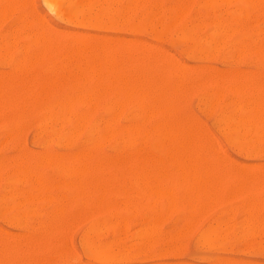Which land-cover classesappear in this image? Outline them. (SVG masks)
<instances>
[{"label": "rangeland", "instance_id": "374dc122", "mask_svg": "<svg viewBox=\"0 0 264 264\" xmlns=\"http://www.w3.org/2000/svg\"><path fill=\"white\" fill-rule=\"evenodd\" d=\"M5 1H7V0H5ZM18 1L20 3V0H17V2ZM31 1H32V3H31ZM31 1L30 0H23V1L21 0V4L17 5L16 4L17 2L15 0H9L8 3H10V4H8L6 2L7 3L6 6L4 4L5 8H4V6H2L0 8V50H1V52H0V77L1 78L3 77V79H4V80L0 79L3 82L2 83L0 81V84H2L4 86V84L7 83L6 85L11 86V87L6 86V88H7L6 90H8V88H9V90H10V88H11V90H13L14 88H15L14 91L16 90L14 92L15 94L13 93L14 94L13 96H12V91H10L11 94H10V92L7 94L8 91H6V93H5L6 96H5V94H3L5 92V91H3V89L5 90V87H2V85H0V89L2 90L1 91L2 93L1 92L0 93H1V95H3L2 98L0 95V101H1L0 102V110L2 109L0 111V167H1V169H0V197H1L0 198V213L3 211L2 215L0 214V235L2 237V238H0V242L2 240V245L0 244V253L4 251L2 253L3 255L0 254V259H2V257L4 260L6 259V261H4L5 263L3 262V260L0 261V263L6 264V262H7V264H65V263L66 264H222V263L223 264H264V248H263L264 247V244H263L264 243V180H263V178H264V142H263L264 137L262 134V130L264 132V126H262V124L264 125V104H263L264 99H262L263 95H264V91H263V88H264L263 87L264 86V43H263L264 42V0L263 1L258 0V5H259V1H261L262 3H260L259 7L257 6V8H255L257 2L245 5L243 2H241V0H234V1L229 0V4H228V0H227L226 5H225L224 4L225 0H222L223 5L221 3V5L218 6L219 11H218V8H211V9L206 8V6H205L206 2H209L211 0H206V2H205V0H183V1L182 0H178V1L177 0H145V1L141 0V2L138 0L139 5L137 3V0H133V2H132L133 4L131 2L129 4V0H114V3H113V0H103V1L102 0L101 1L100 0H89V1L88 0H70V1L64 0L60 4H56V6L53 5L54 2H51L52 0H31ZM130 1H132V0H130ZM186 1H187V3H186ZM13 2H15V5ZM64 2H65L66 6L64 5ZM75 2H78V3H75ZM144 2H146V3L144 4ZM3 3H4V0H3ZM3 3H2V0H0V6L3 5ZM136 3H137V5H136ZM81 4H82L83 8L80 9L79 6H81ZM84 4H85V6H84ZM111 4H115V5L111 6ZM149 4H150V7H149ZM154 4H156L157 6ZM188 4H190V6H191V7L189 6L190 8L187 6ZM201 4H202V8H201ZM253 4L255 6H253ZM131 5H132V7H131ZM184 5H186V6H184ZM105 6H106L107 11L105 9H103V7L105 8ZM140 6H141V8H140ZM197 6H199V8ZM203 6H204V8H203ZM91 7H94V8H91ZM115 7H116V9H115ZM130 7H131V9H130ZM146 7L149 8L148 12H146V10H147ZM153 7H155V8H153ZM164 7H165V10H164ZM179 7H180V9H178ZM262 7H263V9H262ZM117 8H118V10H117ZM173 8H176L179 12L176 9L174 10ZM222 8H223V10H222ZM241 8L243 10V13H242ZM251 8H253L254 13H253ZM127 9H129V11L130 10L133 11V13L131 11L128 13ZM134 9L136 10L135 12H134ZM216 9H217V11H216ZM249 9H250V11H249ZM261 9L263 11H260ZM73 10H76V13H75L76 15H74L75 11L72 14ZM91 10H92L93 14L90 13ZM212 10H214V11H212ZM236 10H239V12H237ZM244 10H245V12H244ZM258 10H259V12H257ZM102 11H103V13H102ZM110 11L114 14H111ZM119 12L121 14L124 12L127 13L126 17H125V14H124V16H121V14ZM167 12H169V13H167ZM235 12H237V14ZM69 13L72 17L69 15ZM178 13L180 15L182 14V16H180V18L178 17L179 16ZM147 14H148V16H147ZM153 14H154V17H153ZM174 14H176V16ZM177 14H178V16H177ZM233 14L235 15V19L233 17ZM242 14H243V16H241ZM65 15L67 17H65ZM246 15H247V18H246ZM91 16H93V18H91ZM119 16L122 18L120 19ZM155 16H156V18H155ZM168 16L170 17L169 21L167 20ZM229 16H231V17H229ZM172 17H175V18H172ZM194 17H195V19H194ZM236 17H238V20ZM239 17H240V19H239ZM33 18H35V20ZM41 18H42V20H41ZM86 18H87V20H86ZM117 18H119L120 21ZM135 18H136V20H135ZM148 18L150 19V22H149ZM171 18L173 21L176 19L175 20L176 24L172 25L173 21L171 22ZM177 18H179V19L177 20ZM226 18H227V20H226ZM242 18H246L245 22H244V19H242ZM82 19L84 20L83 22H82ZM123 19H124V21H123ZM210 19H212V20H210ZM40 20H41V22H40ZM207 20L208 21L210 20V24ZM36 21L37 22L39 21L40 25H42V26L37 28L39 26V24L37 26ZM196 21H197V23H199L197 27H195L193 25V24L197 25ZM204 21H205V23H204ZM212 21H213V25H215V22H217V23L220 22V24L217 25V23H216V25L213 28V25L211 24ZM226 21H228L229 25L227 24ZM235 21L237 23H235ZM241 21H242V23H241ZM116 22L118 25L116 24ZM146 22H148V23H146ZM46 23L49 26L45 25ZM145 24H146V27H145ZM169 24H171V25H169ZM221 24L224 27H222ZM43 25H44V27H43ZM132 25H133V27H132ZM147 25H149V26H147ZM167 25H169V28H167ZM200 25L203 27L201 28ZM225 25H227L226 26L227 29H226ZM129 27H130V30H129ZM137 27H139V28L136 31ZM153 27L156 28L157 31ZM199 27L201 28V30ZM52 28L54 29V33H53ZM212 28L215 30L216 33L214 32V30ZM221 28H222V30H221ZM234 28H235V31H234ZM239 28L241 30H238ZM244 28H246V30ZM247 28H248V30H247ZM158 29L160 30V32ZM164 29H166V31H167L166 35H165L166 39L164 38V34H165L163 32ZM225 29L226 30L229 29V31L225 32ZM178 30L182 31V33L178 32ZM191 30H192V32H191ZM231 30L236 32V33L234 34V32H233V34H231L232 33ZM244 30H245V32H244ZM36 31H37V33H39L41 31L40 34L36 36L37 38H38V36H40L39 40H36V39L34 40L35 42L40 41L39 43L37 42L38 44H40L42 41V43L40 44L41 46L40 45L37 46L38 49L36 47L37 43L35 44V42L33 41V39L36 35ZM198 31H200V32H198ZM33 32H34V37L32 35ZM155 33H157V34L155 35ZM190 33H192V35H190ZM209 33H210V35H209ZM212 33H213V36H212ZM253 33H255V34H253ZM50 34L52 36H50ZM161 34H162V36H161ZM174 34L177 35V36H175V38H174ZM217 34H219V37ZM223 34H225L227 39L225 36H223ZM45 36L47 37V39L45 38ZM41 37H42V39H41ZM48 37H49V39H48ZM55 37H56V40H55ZM204 37H205V39H204ZM223 37H224V39H223ZM242 37H243V39H242ZM31 38H33V39H31ZM110 38H112V39H110ZM186 38H189V39H187L188 42H187V40H185ZM255 38L257 41H255ZM31 40L35 44V46L33 48H31L33 45V44H31ZM115 40H117V41L115 42ZM118 40H120V41H118ZM206 40H208V41H206ZM209 40H211V41H209ZM219 40H221L220 41L221 44H220ZM200 41L203 43L201 44ZM43 42H44V44H47V45L43 46ZM53 42H55L56 44L53 45ZM199 42H200V44L198 45ZM256 42H257V44H256ZM48 43H49V46H48ZM205 43H206L207 47H205ZM225 43L227 46L225 45ZM233 43H235V44L233 45ZM75 44H76V46H75ZM212 44H213V46H212ZM236 44H238V45L236 46ZM255 44L257 47L255 46ZM59 45H60V47H59ZM107 45L109 46V49H108ZM110 45L112 46L111 48H110ZM242 45H245V46H242ZM248 45H249V47H248ZM42 46L43 47L47 46V47H45L44 50H41L40 48L43 49ZM83 46H84V48L85 47L86 48L84 49ZM96 46L97 47L99 46L98 49L100 48V46L102 47V51L104 52L103 57L101 55V54H103V52H101V50H99L100 51L99 52ZM116 46H117V48H116ZM210 46H212V47H210ZM225 46H226V48H225ZM238 46H239V49L241 51H238L239 49L237 51H236V49L234 50V48H238ZM241 46H242V48H241ZM259 46H260V48L258 49ZM53 47H54V49H53ZM76 47L77 48L79 47L80 49H82L83 53L85 51L86 55H85V53L83 54L81 50H80V52H78L79 48H78V51L76 52L75 51L77 49ZM105 47L107 48V50L111 51L110 53H112V54L114 53V54L111 56L109 51H107V50L104 51ZM244 47H245V50H244ZM261 47H263V49ZM29 48H31V49H29ZM70 48H71V50H69ZM72 48L74 49V51ZM95 48L97 49L96 51H95ZM186 49H187V51H186ZM208 49L210 51L209 52L210 54L208 53ZM216 49H219V50L215 51L216 55H214V52H212V50L214 51ZM253 49H255L256 51L258 49V54H257V52H254ZM40 50L43 54H41ZM46 50H48V52ZM65 50H66V52H65ZM86 50H90V51H86ZM92 50H94V52H92ZM113 50H115V52H113ZM31 51L32 52L34 51L33 54ZM36 51H37V53H36ZM192 51H193V53H192ZM224 51H225V53H224ZM226 51H228V52H226ZM50 52H53V54H51ZM73 52L74 53L76 52V53L73 54ZM91 52L94 54V56H96V55L97 56L95 58H93V56L91 55ZM116 52H118V54L119 53H121V54L117 55ZM128 52H129V54H128ZM199 52H200V55H199ZM241 52L244 54V56ZM244 52L246 53V55ZM26 53H27V55H26ZM39 53H40V56H39ZM45 53L48 54V56H46ZM71 53H72V55H71ZM87 53H89L90 57L93 59L88 58L89 55L87 56ZM126 53L128 55H126ZM201 53L203 54V56ZM211 53L214 56L211 55ZM221 53H222V55H221ZM240 53H241V55H240ZM34 54H35V59H34ZM226 54L229 56L231 54L234 61H233L231 56H230L231 57L230 58L229 56H226ZM234 54L237 57H235ZM247 54H249V55L247 56ZM42 55H43V57H42ZM62 55H63V58L66 56V58L64 60L62 58L63 61L61 60ZM68 55H70V56L68 57ZM105 55H106V57L104 58ZM125 55H126V58L128 56V58H127L128 60H126ZM137 55L140 57H137ZM168 55H171L172 57L175 58L174 60L176 62L174 61V66L176 65L177 62H178L177 65L180 63V65H184V66H181V67L177 66V68L176 67L173 68V66L171 67V65L173 64L172 59H171L172 57L168 58ZM82 56H83V58H81ZM113 56H114V58H113ZM141 56L144 58L141 59ZM159 56H163L162 59L164 61V64H163L164 68H163V65L160 64V62L161 63H163V62L161 61L162 60L161 57L159 59ZM27 57H29V59L31 61H29V60L27 61L26 60ZM46 57H47V59H46ZM73 57H74V59H73ZM77 57H79L78 60H77ZM117 57H118V60H117ZM131 57H132V59H130ZM133 57H134V59H133ZM38 58H41V59H39V62L37 60ZM48 58H49V60H48ZM67 58L70 61L69 66H67L68 62H69V61H67ZM71 58H72L73 62L71 61ZM146 58L148 60H146ZM235 58H236V60H235ZM59 59H60V61H59ZM112 59H113V61H112ZM114 59H116V60L114 61ZM166 59L169 60V62ZM222 59H224L225 61ZM230 59H232V60H230ZM90 60H92V62H90ZM97 60L100 63H97V66H96L95 63ZM145 60L147 61V63L145 62L147 66L143 62ZM52 61L54 62V64ZM80 61H81V63H80ZM102 61H104V62L102 63ZM120 61H122V62H120ZM127 61L129 63H127ZM140 61H141V63H140ZM32 62H34V64ZM66 62H67V64H66ZM148 62L150 64V66H149ZM154 62H156V63H154ZM45 63L48 66L49 65L50 66L48 67ZM55 63L57 65V67H56L57 70L55 69ZM62 63H63L65 68L62 67ZM75 63L77 64V67H79L81 64V66H80V68H78V70H77ZM84 63L86 66L84 65ZM104 63H105V65H104ZM106 63H107V65H106ZM108 63H110V64H108ZM115 63H116V65H115ZM137 63H138V65L136 66ZM153 63L156 65V67H155V65H153ZM165 63H167V64H165ZM11 64L12 65L15 64L16 66H12ZM92 64H93V66H92ZM125 64H127V65H125ZM25 65H27V67H25ZM34 65L36 68L34 67ZM87 65H88V67H87ZM142 65L144 68L142 67ZM159 65L160 66L162 65L161 71H163V69H164V71H167V72L163 71V73H162L160 70L158 71L157 67H158V69H160ZM165 65L167 66L166 68H165ZM168 65L170 68L168 67ZM74 66H75L76 70H75V68L74 69L72 68ZM83 66L86 68L84 69ZM98 66H100L102 69H100V67L98 68ZM105 66L108 67L107 70H106ZM115 66H118V67L115 68ZM153 66L155 67V69ZM190 66H191V68H190ZM22 67L24 68V70H21ZM103 67H104V70H103ZM82 68H83V73H82ZM90 68L92 71L91 70L89 71ZM94 68H95V70H94ZM97 68H98V70H96ZM112 68L114 69V72L112 71ZM137 68H138V70H140V74H139V72H137L138 71ZM189 68H190V70H189ZM19 69H20V71H19ZM64 69H67V70L65 71ZM125 69L127 70V72H125L126 71ZM144 69H145V73H144ZM148 69H150V71ZM182 69L185 70V71L183 70L184 74L182 72ZM30 70H32V71L30 72ZM70 70H71V72H70ZM79 70H81L80 73H79ZM110 70H111V73L112 72L114 73V75H113V73L112 74L110 73ZM116 70H117V72H116ZM141 70H143V72H141ZM146 70H147V72H146ZM152 70H153L154 74L152 73ZM75 71L77 74L79 73V77H81L80 82H78L79 78H78V76L76 77V73L74 74ZM86 71H87V73H86ZM154 71L157 72L158 78H157V76L155 77L156 74ZM180 71H181V76L179 74ZM21 72H22V74H21ZM61 72H62V74H61ZM66 72H67V74H66ZM92 72H93V74H92ZM108 72L110 73L109 76H108ZM115 72H116V74H115ZM119 72H120L121 78H123L125 76H129V75L131 76L134 73H136V75L139 77L138 81L142 82L144 80L143 82H146L147 80H149L148 82L151 85V87L153 85L152 90H151V92L153 91L152 94H154L155 91L160 92L159 91L160 88L162 87V89H163V87H164L163 90L165 91V93H164V91L162 92L163 93V99L165 102L164 103V118L167 119L166 120L167 122L169 121L168 124L166 123V128L169 130L170 126H174V130L175 131L178 130L177 132H179V134H178L179 140H177L178 142L172 140L171 136H164V139H162V142H164V146L167 145L166 148H170V146L174 143L179 145V146H180V144H182V146H184L186 144V147L185 146L183 147L186 150H190V149L196 150L200 153H201V150H203L202 153H205V148H208V152H206L208 154L211 151V150L209 151V146H208V145H210L212 147V150L214 149L213 154L216 152L217 157H218L217 159H219L220 161L217 160L219 166L217 165L216 166L217 168H214L215 171H213V167H215L214 165H216V163H214V162H216V161L213 162L212 156L210 155V154H212V151L209 154V157L206 155V153H205L206 157H204V154H200V153L197 154L198 156L201 155V157H203L201 159H203L204 161L207 160L206 166L209 164V167L207 166L208 167L207 170L209 172L212 171V173L210 172L211 175L215 174V176H217V178L215 180V177H213V180H214V183H213V180L211 179L212 178L211 175L208 176V180H207L208 186H206V184H205V186H206V187L204 186L205 190H203V184L204 183H202V186H201V190H203V193L200 192V189L199 190L194 189L197 186L194 187L195 185L193 184V181H192V184L194 186H191V188L192 187H194V188H192L193 190L189 188V190L191 193H192V191H194L193 196L195 195L194 197L192 196L194 198V199L193 198L192 199H193V204H195V206H196L195 207L196 213L194 214L195 210H193V211L191 210V212H193L194 216L192 215L190 217L191 212L189 211L190 215H188V211H187L189 209V206L191 207V209H194V205H192V201L189 199V198H191L190 195L189 194L187 195V193H186L184 195L185 196L184 199H186V200H184L182 198L183 201L180 198V196L183 195V192H184V191L183 192L181 191L182 190L181 187L183 186L182 183L184 182V180H181V183L180 182L178 183V179L180 181L181 177L185 178L184 176H185V174H187L186 172H188V167H190V166H188L189 164H187V168H186L187 171H185V172H183L184 171L183 170L184 164H181L180 169L179 168L175 169L176 171H174V173L178 172V170H179L178 174H179L180 178L178 177L177 180L175 179V177L172 174L174 168H177V166H178L177 164H175L176 167H173L174 164H167L168 166L166 164H164L163 166L162 165H152V164H146V165L145 164H141V165L140 164H136V165L135 164H123V167H121L122 165L120 167H118L120 165V164H118V162L123 161V159L125 160V157H126L125 152H126V154H129L130 151L133 153L135 152L138 156L142 155L143 157L145 155H148V154L151 155L152 154V152H150L149 149H147L143 146V142L149 139L146 134L145 135L143 134L142 137H140V139H139L142 144L138 141L134 146L132 145V148L130 145H128V142L125 139H117V140L114 139V142H113V140H106L105 142L100 141V143L97 146H95L94 148H91L89 155H87L88 161H90L93 165L92 164H80V165L79 164H61V166H60V164L59 165L56 164V166H55L56 169H55V167H54L55 164H52V167L54 169L51 170L50 169L51 164H41L42 166L39 164H36V161L39 160V157L40 158H41V156L43 157L48 152L51 153L52 155H55V156H58L61 158H63V156H64L63 159L67 158V160L77 156L78 153H79V155L80 154L84 155V152H86L87 150H90V144L87 142L89 140L87 132H89L92 128L97 129V130H102V128L104 127L103 125H105V123H106V120L109 121V119L110 118L112 119L114 116H116L115 117V124H116L117 128L119 127L118 128L119 130L124 131L125 127L127 130L128 127L132 125V124H130L131 121L133 122L135 120V119L133 120V118L137 116V111H136L137 105L135 103L133 104L134 101H130L131 106L128 105L129 104V102H128L127 106L125 105L126 109H125V107H123L124 104H126V102H125L122 105L120 112H118L119 115L118 114L115 115L114 112L110 111V107L112 106L111 104L114 103L116 100H118V98H120L119 97L120 93L117 92V89L113 86L114 84L112 85V83H115L116 76L119 75ZM149 72H150V75H148ZM159 72H161V74ZM216 72L219 74L222 73L221 79H219L220 77L218 74H217V76L219 78L217 76H216V78H218L219 80L216 79L215 76L213 77V74H215ZM234 72H235V77H234ZM236 72H237V74H240V75H237ZM69 73H71L70 76L72 79L70 78ZM146 73H147L148 79L146 78ZM174 73L177 74L176 77L180 76L182 78L183 81L180 82V85L178 83V80L180 81V78H176V77L172 78V76H174L173 75ZM59 74H60V77H59ZM63 74L68 78L65 79V77H64V79H63V76H64ZM142 74H144L143 77H142ZM230 74L232 76H230ZM87 75H88V77H87ZM96 75H97V81L95 79ZM151 75H152V78L150 77ZM160 75H162V76L160 77ZM183 75H184V77H182ZM198 75H199V77H198ZM207 75L209 78H207ZM227 75H228V77L230 76L229 80H228V77L226 78ZM10 76H11V78H10ZM98 76H99L100 80L98 79ZM100 76L102 78H100ZM244 76H245V78H244ZM7 77H9V79H7ZM41 77H42V79H41ZM149 77H150V79H149ZM54 78H55V80L57 79L55 81V84H54ZM76 78H78V80H76ZM84 78H85V81H84ZM107 78L109 80H111V84L109 83V80ZM113 78H115V79H113ZM145 78H146V80H145ZM204 78H205V80H204ZM242 78H243V80H242ZM58 79H59V81H58ZM191 79H192V82H191ZM211 79H212V81H211ZM230 79H231V83H230ZM232 79H233V81H232ZM9 80H10V83L8 84ZM29 80H30V82H29L30 84L28 83ZM42 80H43V82H42ZM48 80L50 83H48ZM200 80H201V82H200ZM258 80H259V82H258ZM13 81H15V82L13 83ZM82 81H84V84H81ZM151 81H152V83L154 81V83L152 84ZM158 81L159 82L162 81V82L159 83ZM193 81H194V84H193ZM205 81H206V83H205ZM207 81H208V83H207ZM33 82L35 84L34 85V89L36 88L35 90L31 89V88H33ZM72 82H73V84H72ZM198 82H199V84H198L199 86L196 84ZM212 82H213L214 86H213V84L212 85L210 84ZM245 82H246V84H245ZM46 83L48 85H46ZM51 83H52V85H51ZM57 83H58V86H57ZM90 83H92V85ZM95 83H96V85H95ZM177 83H178V89H175L174 85H177ZM190 83H191V85H189ZM254 83H255V85H254ZM256 83L258 84V86ZM14 84H15V86L13 87ZM24 84H25V86H24L25 89L27 87L31 91V93H30V91L28 93V91H25V89L23 90L22 86ZM38 84H39V88H38ZM160 84H161V86H160ZM162 84H163V86H162ZM171 84H173V85H171ZM36 85H37V87H36ZM63 85L65 86V88L63 87ZM16 86L18 89L16 88ZM44 86H45V88H44ZM49 86H51V87H49ZM204 86H206V87H204ZM215 86L217 88H215ZM20 87H21L22 91L19 90ZM52 87H53V89H55V91L54 90L52 91ZM73 87H74V89H73ZM96 87H97V89H96ZM106 87H107V89H104V90L102 89V88H106ZM188 87H190V89ZM226 87H228V88H226ZM250 87H251V89H250ZM40 88L43 92H39V91L36 92L38 89L40 90ZM70 88L72 90H69ZM77 88L79 90L89 89V94L87 95V92L85 93V98L86 99L88 98V102L84 103V106H82V104H83L82 103L81 107H80V103L77 102V103H74L73 106H71L72 104L69 105L70 108L67 105V107L64 108L63 110L59 107H55L53 109V112H51V110L48 111L49 105H51L53 102L55 103V101L58 102L61 100L71 99V98L75 99L78 93H79L78 95H82V94H80V92ZM90 88H91L92 92H90ZM99 88H101V89H99ZM232 88H233V90L231 91ZM237 88H238V91L236 92ZM47 89H48V92H47ZM49 89H51V92ZM109 89H110V92H108ZM170 89H171V91H170ZM227 89H230V90H227ZM234 89H235L236 94H234L235 93ZM17 90H18V94H17ZM32 90H33V92H35L34 95H36V97L34 96L35 100H34V98L32 99V97H33ZM44 90H45V92H44ZM99 90L103 93V95L100 93ZM105 90H106V92H105ZM111 90L113 93H111ZM191 90H192V92H191ZM212 90H213V92H212ZM241 90L244 93L242 92V95L241 94L239 95ZM258 90H259V92H258ZM67 91H68V93L70 91L69 96H68ZM214 91L215 92L217 91V92L215 93ZM262 91H263V95H262ZM166 92H167V94H166ZM187 92H188V94H187ZM260 92H261V94H260ZM22 93H24V94L22 95ZM38 93L40 94L41 98L39 97ZM52 93H53V95H52ZM61 93H62V98L60 97ZM95 93H96V95L98 94L97 97L95 96ZM104 93L108 96H105ZM28 94L30 95V97H28L29 96ZM46 94L48 95V98H46L47 97ZM175 94L176 95L178 94L177 98H176ZM17 95H19L20 98L22 96V98H21L22 102L20 101L19 97L16 98ZM55 95H56V98H55ZM63 95H64V98H63ZM90 95H91V100L89 98ZM184 95L187 97H185ZM9 96H10V98H8ZM23 96H24V98H23ZM42 96L43 97L45 96V97L42 98ZM49 96H50V99H49ZM58 96L60 98H58ZM70 96H71V98H70ZM99 96H100V98H99ZM112 96H113V98H112ZM3 97H4V99H3ZM37 97H39L40 99H37ZM92 97L95 98L94 101H93ZM200 97H202V98H200ZM208 97H210V99H208ZM247 97L249 98V100H251V102L248 99H246ZM11 98H12V100H10ZM229 98H230V100H229ZM1 99L6 104H8V108L6 105L4 107V103ZM5 99H6V101H5ZM27 99H28V102H27ZM179 99L181 101H179ZM197 99H199V100H197ZM211 99L213 100V102ZM226 99H227V103H225ZM7 100L8 101L10 100L11 103H13V105L10 103V101L8 103ZM14 100H15V105H14ZM25 100H26V104L24 103ZM40 100H41V103H40ZM89 100H90V102H92V101L93 102H92V104L88 105V103H90ZM208 100L211 101L210 105H209ZM239 100H240V102H239ZM30 101H31V105H30ZM32 101H34V104H35V105L33 104L34 107L32 106ZM259 101H261V102H259ZM108 102H110L111 104ZM172 102H173V104H172ZM196 102H197V104H196ZM258 102H259V104L261 103L260 107H258ZM18 103H20L21 105H18ZM9 104L11 105L10 108L12 107V110L9 108ZM43 104H44V106H47V107H43ZM75 104L77 106H75ZM255 104H257V106H255ZM17 105H18V108H17ZM101 105H102V107H101ZM105 105H106V107H105ZM148 105L150 107H152L154 104H152V101L149 100ZM211 105H212V109L209 108V107H211ZM243 105L244 106L246 105V106L244 107ZM13 106H14V110H15V106H16V110H20L21 114L18 112L19 117H17L18 114H17L16 110H15L16 114H14L15 112L13 111ZM24 106L26 108L25 113L23 111L25 109ZM27 106H28V108H27ZM247 106L250 108L249 110H248ZM19 107H20V109H19ZM21 107H22V109H21ZM205 107H206V109H205ZM253 107H255V108L253 109ZM39 108L41 111L40 110L37 111V109H39ZM67 108H68V110H67ZM3 109H4V113H2ZM5 109H7L6 114H7L8 110L10 111V113H8L7 116L5 114ZM44 109H45V111H44ZM95 109H96V111H95ZM255 109L259 110V111L256 110L257 113H259V115L255 112ZM65 110H67V111H65ZM79 110L81 113L79 112ZM92 110H93V112H92ZM108 110H109V112H108ZM137 110H138V108H137ZM210 110H211V113L209 114ZM246 110H247V112H246ZM59 111H61V112H59ZM68 111H69V114H68ZM121 111H122V114H121ZM44 112L45 113L51 112V115L53 117V120H52L53 123L52 122L50 123V121L48 122L45 120L46 116L44 115ZM72 112H73V115H72ZM107 112H108V114H107ZM133 112H134V114H133ZM232 112L233 113L235 112V113L232 115ZM253 112H255V113H253ZM37 113H38V115H37ZM70 113L74 119L71 117ZM82 113L88 117L87 123L82 129L79 130L80 132L79 131L77 132L76 129L74 130V126L77 125V124H75V123H77L76 118L79 114H82ZM131 113L134 116L133 115L131 116ZM220 113H221V117H220ZM222 113L224 115H222ZM1 114L3 115V117L1 116ZM74 114H75L76 118L74 117ZM139 114H140V109L138 110V115ZM150 114H152V113H149V115ZM241 114H242V116H241ZM66 115H68V116L66 117ZM109 115H110V117H109ZM126 115L128 116L127 118L129 120H127ZM149 115L147 116V119H145V121L143 123V126L146 130H148V126L150 127L149 129L155 128L154 127L155 123H158L159 120L161 119V115H158V114L155 115L153 113L152 114L153 117L150 115V118L152 117L151 119L149 118ZM157 115H158V117H157ZM225 115L232 116L236 120V123H237L236 125L237 126L239 125V127L234 126V129L232 130V132L235 131V133H231V131L229 133H226V131H224L223 128H221L220 120H221L222 116H225ZM246 115H249V116L246 117ZM254 115H255V117H257L259 123H257V121H256L257 119L252 120L253 122L251 120H249ZM20 116H22V120H21ZM54 116H55V118H54ZM69 116H70V118H72V119H70V121L68 119ZM159 116H160V118H159ZM218 116L220 119L219 118L217 119ZM8 117H10V123H9ZM11 117H13V119H15L17 117L16 121H14L13 119L11 120ZM5 118H6V120H5ZM38 118H39V120H38ZM103 118H104V120H103ZM154 118L156 119V121L154 120ZM237 118H238V120H237ZM64 119H66V120L64 121ZM239 119H241L242 123L244 124L243 127H242L241 121L238 124ZM17 120H18V123H16ZM186 120L188 123L186 122ZM11 121L13 123H11ZM99 121L103 122V124L100 123ZM217 121H218V123H217ZM245 121H246V124H245ZM262 121H263V123H262ZM20 122H21V125H20ZM36 122H37V125H36ZM97 122L99 123V125L97 124ZM151 123H152V125H151ZM170 123H172V125H170ZM180 123L181 124L183 123L182 126ZM185 123H186V125H185ZM247 123H248V125H247ZM13 124L15 126H12ZM100 124L103 127L100 126ZM254 124H255V126H254ZM42 125H43V128H42ZM57 125H58V128L60 127L58 130H57ZM71 125H72V127H71ZM245 125H246V127H245ZM54 126L56 129L52 130V128ZM151 126H152V128H151ZM259 126H260V128H259ZM90 127H91V129L88 130V128H90ZM186 127H187V132L185 130ZM39 128H40V132H39ZM189 128H190V130H189ZM235 128L236 129L239 128V130L241 128V132H243L242 133L243 135L241 133L240 134L238 133V138H236L237 137L236 132H239V130L237 131V130H235ZM45 129H48V130L45 131ZM122 129H124V130H122ZM179 129H181V130H179ZM249 129H250V131H249ZM67 130L68 131L72 130V132L70 131V135H69V132ZM251 130H252V132H251ZM42 131H44L43 134H40ZM48 131H49V133H48ZM188 131H189V133H188ZM195 131H196V133L197 132H199L200 134L202 133L201 135L199 133L196 134L197 136H198V134L200 135V137H201V139L199 137L200 140L196 139L195 136H193V135H195ZM50 132H55V134L52 135V134H50ZM61 132H63V134H61ZM192 132L194 134H192ZM257 132H259V133H257ZM73 133H74V135H73ZM38 134H40V135H38ZM56 134H57V136H54ZM71 134L73 135L72 138H71ZM206 134H207V138L209 137L208 135H210V137L207 141L204 139V137L206 138ZM228 134H230L231 136ZM253 134L255 135V138H254ZM256 134L259 136L262 135V137L259 138V141H258V136ZM36 135H37V137H36ZM63 135H64V137L66 136V139H67V141H65L66 144L64 141L61 142L59 139V137L63 136ZM180 135H182V137H180ZM189 135H190V137H189ZM241 135H242L243 139L241 138ZM256 136H257V138H256ZM69 137H70V139H69ZM166 138L168 139V141ZM192 138H193V140H191ZM228 138H229V140H228ZM43 139H47L49 141L47 146H45L44 148L42 147L41 144H39V142H41V140H43ZM234 139L237 141L235 142ZM250 139H253V140H250ZM116 141H117V145L115 143ZM193 141H195V143H193ZM204 141H205L206 146L204 145ZM256 141H257V144H256ZM168 142H169V144H168ZM183 142H184V144H183ZM187 142L189 144H187ZM198 142H199V144H200V142L202 143V144H200V148H199L201 150H199L196 146ZM254 142H255V144H254ZM59 143H60V145H57ZM124 143L127 144V145H125V148H124ZM139 143H140V145H139ZM54 144H56V145H54ZM199 144H198V147H199ZM253 144H254V146H253ZM112 145H113V147H112ZM189 145L191 147L193 146V148H190ZM244 146H245V148H244ZM99 147H100V149H99ZM138 147L140 148V150L138 149ZM116 148H117V150H116ZM136 149H137V151H136ZM236 149H237V151H236ZM243 151H245V153ZM259 151H260V153H259ZM121 152H123V153H121ZM255 152H256V154H255ZM119 153H121V154H119ZM257 153H258V155H257ZM19 154L23 155V157H21V155H19ZM24 154L26 157L24 156ZM114 155H115V157H114ZM98 156H99V158H98ZM214 156H213V159L216 160V158H214ZM93 157H94L95 162H92ZM17 158L18 159L20 158V159L18 160ZM226 158L230 159L232 162H234L238 165L234 166V164L232 162L228 161L229 162L228 163L229 166H228ZM103 159H104V161H103ZM114 159H115V163L113 162ZM100 160H101V162H105V161L112 162L113 165L110 164L112 169L110 167H108L109 164L108 165L101 164L99 167L100 170H102V172H101L98 168V164L100 163L99 162ZM221 160H223V162ZM19 161L21 162V167H19L20 165H18V164H20ZM9 162H11V163H9ZM12 162H13V165H12ZM213 163H214V165H213ZM221 163L224 164L225 170H226V168L229 167V170H230V172H232V174L229 173L228 169H227L228 171H225L223 169V166L221 167ZM6 164L9 166H7ZM203 164H204V162H203ZM203 164H199V165H201L203 167ZM225 164L227 167L225 166ZM231 164H233L232 167H231ZM14 165L16 168L14 167ZM71 165L73 166L75 172H76V168H77V170H78L77 173H79V175L81 172L80 176L72 173L73 168H71ZM82 165H84L83 171L81 169ZM94 165H97V166H94ZM126 165L128 167H126ZM165 165H166V168L164 167ZM62 166H63V168H62ZM113 166H114V168H113ZM159 166H160L161 170H160ZM185 166H186V164H185ZM201 166H200V168H201ZM206 166L204 164L205 170H206ZM249 166H250V168H248ZM93 167H94V169H93ZM135 167H136V170H135ZM191 167H192V169L195 168V170L190 169V175L191 176L188 175V177L190 179V181H189L190 184H191V177L192 176L195 177V184H197V182H198V184H199V182L201 183V181L198 178L196 179V177H198V175L200 174V173H198V167L196 165L194 166L193 164H191ZM24 168H26V169H24ZM162 168L164 169L163 171H162ZM209 168H212V169L209 170ZM17 169L19 170L18 174H17ZM20 169L23 172L22 178H21V175H19L21 173ZM107 169H109V170H107ZM124 169H125V172L123 171ZM167 169L169 172L167 171ZM201 169H202V172H201ZM201 169H199V172L203 173L204 168H201ZM222 169H223V172H225V173L227 172V177H226V174L224 175L225 177L223 176ZM23 170L26 171L25 174L27 173L28 175L24 176L25 174H24ZM53 170H54V172H53ZM56 170H58L57 171L58 174H57ZM120 170L122 171L121 173H123V175H125V176H123L122 174L119 175ZM126 170H127V172L129 171L128 174H126ZM181 170H182V173L180 175ZM196 170H197L198 175L196 174ZM207 170H206V172L209 175V172ZM218 170H219V172H217ZM87 171H88V173H87ZM91 171H92V173H91ZM113 171L115 173L116 178L114 176ZM137 171H139V173ZM146 171L148 173H146ZM191 171H193V172H191ZM11 172H13V173L11 174ZM14 172H16L17 176L15 175ZM133 172H135V174L137 172L136 176L141 177V179L137 178V177L135 179V174H133ZM149 172H150V174H149ZM158 172H159V174L157 175ZM160 172H161V174L163 173V175H160ZM63 173H64V175L65 174L68 175L67 178H66V175L65 176L63 175ZM143 173H144V175H143ZM164 173H165V175H164ZM167 173H169V175ZM218 173H220V175H218ZM234 173H235V175H234ZM54 174H55V176H54ZM92 174H93V176H92ZM145 174H146V176H145ZM228 174H229V176H228ZM240 174H241V176H239ZM56 175H57V177H56ZM86 175H87V177H86ZM94 175H95V177H94ZM202 175H200V179H201ZM256 175H257V177L255 178V182L253 181L254 182L253 184H257V186L249 185V187H248V184L252 183L251 181H252V179L254 180L253 177H255ZM15 176L18 178V180ZM63 176L65 179L63 178ZM70 176L72 178H70ZM76 176L79 178L78 180H80V181L77 180ZM142 176H144V177L142 178ZM147 176L149 177V179H147ZM205 176H206V174H205ZM258 176L260 178L262 177L261 180ZM2 177H4V178L1 180ZM19 177H20V179H19ZM26 177H28V178H26ZM30 177H31V180H30ZM32 177L36 181L35 180L33 181ZM88 177H90V179H88ZM103 177H104V179H103ZM119 177H120V180H119ZM131 177L135 179V180H133V183H132ZM158 177H159V179L157 180ZM165 177H167V179L169 180L168 182H167V179ZM176 177H177V173H176ZM228 177H230L229 178L230 181L227 180ZM246 177H248V181H246V179H247ZM37 178H38V182H37ZM86 178H87V180H86ZM113 178H114V180H113ZM125 178H126V183L124 181ZM186 178H187V175H186ZM238 178H240V180ZM5 179H8V181L10 180V181H14V182H12L13 184L11 182L8 183V181H6ZM21 179H22V181H21ZM121 179H122V181H121ZM173 179L175 180L174 187L172 184L173 182L170 183V181ZM204 179H205V177H204ZM217 179H218V181H217ZM29 180H30V182H29ZM73 180H74V183H73L74 187L72 188L71 184H72ZM92 180H93V182H92ZM156 180H157V182L158 181L159 182L157 183ZM196 180H197V182H196ZM202 180H203V178H202ZM3 181L5 182V184H3ZM60 181H61V183H60ZM69 181H70V183H69ZM81 181H82L83 185H82ZM87 181H88V184L90 185V187L87 185ZM120 181L122 182V184ZM134 181H136V182L134 183ZM165 181H166V183H164ZM235 181H237V182H235ZM257 181H260L261 184H260V182L258 183ZM262 181H263V183H262ZM6 182L8 184H6ZM16 182L18 184H16ZM49 182L50 183L52 182V184H49ZM75 182H76L77 187H75ZM140 182H142V184ZM146 182H147L149 188L146 186ZM151 182H152V184H150ZM161 182H162V186L160 185ZM187 182H188V180H187ZM238 182L242 188L239 187ZM33 183L36 186H34ZM128 183H130L131 186ZM212 183L214 184L213 187H215V189H216L214 192L217 191L213 195L210 193L211 191H209L213 185ZM220 183H221V185H220ZM229 183H230V185H229ZM235 183H236V186H234ZM245 183L247 184V186ZM30 184H32L33 187ZM69 184H70V187H69ZM78 184L81 188H79ZM144 184H145V186H143ZM157 184H158V187H157ZM226 184H228V186ZM244 184H245V186H244ZM153 185H155V187H153ZM163 185H164V187H163ZM179 185H180V187H179ZM186 185L190 186L189 184L186 183V180H185L183 187H184V190L188 191ZM237 185H238V189H237ZM2 186H4L3 188H5V190L8 191V193H10L12 191L11 194L14 196V198H11L9 196L11 198V205H10V200L7 197L6 191H5L6 194L3 195L4 190H2ZM8 186L11 188V190ZM96 186L99 187V189ZM217 186H218V189L216 188ZM252 186H253V189H252ZM17 187H18L19 192L16 193ZM38 187H39L40 191H39ZM68 187H69V189H67ZM172 187H173V189H172ZM235 187L237 189L236 191H235ZM35 188H37L38 190L36 191ZM75 188L76 189L79 188L80 190L79 189L76 190ZM103 188L105 189V191L103 190L104 195H103V192L101 190ZM124 188H126V189L124 192V196H122L123 195L122 192H123ZM154 188H156V189H154ZM166 188H169V190H168V195L166 196L167 199H166V197L164 199L162 197H164L166 192H167ZM170 188H171V193H170ZM197 188H199V187H197ZM229 188L231 189L230 191H229ZM14 189H15V191H14ZM47 189H48V191H47ZM64 189H65V191H64ZM109 189L110 190L112 189L111 190L112 194H111V191L109 192ZM143 189L145 192L143 191ZM149 189H150V193H151V190L154 189V190H152L151 196L149 193ZM178 189H181V190L178 191ZM232 189H234V190H232ZM247 189H248V191H247ZM256 189H258V191ZM34 190L36 191V193ZM98 190H99V192L100 191L102 192V196H101V192L99 193ZM139 190H140L141 194L139 193ZM159 190L161 192L160 195H158ZM161 190H163V192ZM20 191H21L22 195H21ZM45 191H47V192L45 193ZM49 191H50V193H49ZM66 191H67V194H66ZM78 191H81V192H78ZM113 191L115 192V194L113 193ZM146 191H147V193H146ZM196 191H198V193H199L198 196H200V194L202 196V197H200V200H201V198H203L205 200V202L211 198L210 197L211 195L213 197L211 198V200H208L206 203H204L203 199L201 202L199 200V198L197 197L196 198L197 204H196V202H195V197L197 196ZM241 191H242V194L236 193V192H241ZM253 191H254V193H253ZM256 191H257V194H256ZM13 192L15 193V195ZM107 192H108V194L110 193L109 196L106 195ZM155 192H156V194H155ZM206 192H207V194L210 193V196L207 195ZM212 192H213V190H212ZM234 192H235V194H234ZM246 192L250 195V197H249V195H247ZM32 193H33V195H32ZM116 193H118V194L116 195ZM125 193L127 194V196ZM144 193L147 195V198H146V195ZM153 193L157 197L155 200H154L155 196ZM169 193H170V197H169ZM134 194L138 195V197H134ZM205 194L207 195V197L205 196ZM240 194H241V196H240ZM63 195H64V197H63ZM98 195H100V197ZM173 195H175V198ZM178 195H179V197H178ZM233 195H234V197H233ZM4 196H6V197H4ZM34 196H36V198H34ZM103 196H104V198H103ZM140 196H143V197H140ZM172 196L174 198V202H173ZM251 196H253V197H251ZM16 197L18 199V203L22 206L19 207V204L16 202L17 201ZM151 197H152V199H151ZM2 198H5V199L2 200ZM26 198H28L30 201H28V199H27V202L24 203ZM30 198L33 199L32 204H31L32 200ZM125 198H127V200ZM169 198L172 199L171 205L169 204L170 202L168 203L169 207L171 206L170 211L172 210V212L169 211L167 204L164 205V208H163V202L166 200L164 203H167V200H169ZM12 199L14 201H12ZM135 199H136V203H135ZM157 199H158V201H156ZM133 200H134V202H133ZM22 201L24 204L22 203ZM154 201L157 202V204ZM181 201H182V203H181ZM14 202H16L18 204V207L13 208V210L11 208V210L9 211L10 207H14L13 206V204L15 205ZM198 202H199V204L201 202V206H203V209L201 207L200 211L197 213L198 208L200 206L198 204ZM172 203L174 205L176 204L175 207H174V205H172ZM180 204H181V209H180V206H179V208H177L178 205H180ZM159 205H160V207H159ZM197 205H198V208H197ZM110 206H111V208H110ZM166 206H167V210L165 208ZM172 206H173V209H172ZM185 207L188 209H186ZM4 208H5V210H4ZM120 208L122 210H120ZM29 209H30V211L28 212ZM250 209H252V211ZM25 210H27V212ZM59 210H62V211H59ZM109 210L111 211V213L109 212ZM177 210H179V211H177ZM56 211H59V213L58 212L56 213ZM17 212L19 215L15 214ZM3 213H5V214H3ZM21 213H23V216L26 214L27 215L26 218L24 217V219H23V216ZM12 214L14 215L13 218L15 220L11 219ZM60 214H62V216ZM186 214L188 216H186ZM59 215H60V217H59ZM5 217L6 218L9 217V219L11 221H9V219H7L8 220V222H7L5 220ZM15 217H17V218H15ZM21 218H22V220H21ZM18 219H19V221L21 220V224L18 221ZM249 220L252 222V224H251V222L249 223ZM258 220H260V222ZM15 221H16V223H15ZM256 221H258L257 224H256ZM23 222H24V224H23ZM10 223H12V224H10ZM16 224L20 225V226L17 227ZM182 224H183V226H182ZM215 225H220L221 230H219L220 227H218V226L216 227ZM256 225H258L257 229H256ZM228 226L230 227V229L226 230V228H228ZM42 227H44L43 232H42ZM89 229H90V232H92V233H89V231H88ZM98 229H100V230H98ZM234 229L236 232L234 231ZM44 230H45V232H44ZM145 230L148 232H146ZM225 230H226V233L224 234V238H222L223 235H219V234H222V232L224 233ZM3 231L6 232V235H7V233L8 234L11 233V235L10 234H9V236H5L4 234L2 235ZM149 231L151 234H149ZM202 231H203V233H202ZM144 232H146V233H144ZM96 233H97V235H96ZM234 233H236V234L238 233V235H236ZM12 234H13V236H12ZM178 234H179V236H178ZM198 234L199 235L201 234V236H199ZM209 234H213V237L211 235V237L209 238L208 237ZM215 234L217 235V237H215ZM240 234H242V235H240ZM243 234H245V235H243ZM86 236H88V237H86ZM198 237H200V238L198 239ZM240 237H242V238L240 239ZM5 238L8 240V242L6 241ZM221 238H222V240L220 241ZM81 239H82L83 243L81 242ZM85 239H88L89 242L92 241L94 244L99 245V246L101 244V247H106V249L109 248L108 251L110 252V257L104 258L102 260V259H96V258L89 256L86 252ZM197 239L199 240V243H198ZM207 239H208V243H207ZM201 240H204V242H202V244L200 243ZM205 243H207V244H205ZM211 243H212V245H211ZM215 243L218 245H216ZM107 244H108V246H107ZM5 246L7 247L8 250H6ZM258 246H260V247H258ZM119 247H121V248H119ZM1 248H3V250H1ZM113 249H114V251H113ZM6 252H7V255H6ZM176 253H178V254H176ZM117 254L119 257L117 256ZM65 255H66V259H65ZM8 256H9V258H8ZM112 258H114V259L112 260Z\"/></svg>", "mask_w": 264, "mask_h": 264}, {"label": "bare ground", "instance_id": "6f19581e", "mask_svg": "<svg viewBox=\"0 0 264 264\" xmlns=\"http://www.w3.org/2000/svg\"><path fill=\"white\" fill-rule=\"evenodd\" d=\"M8 1L9 0H7V1H5L4 0V3H3V0H2V3H3V5H1L0 6V8L2 7V6H4V4H5V6H6V4L8 3ZM16 2H17V0H15ZM23 1V0H22ZM31 1V0H30ZM62 1H64V0H52L51 2H54V6H56V4H60ZM70 1V0H69ZM89 1V0H88ZM87 1V2H88ZM101 1V0H100ZM103 1V0H102ZM140 2H141V0H139ZM145 1V0H144ZM178 1V0H177ZM183 1V0H182ZM181 1V2H182ZM226 1L227 0H225V5H226ZM234 1V0H233ZM232 1V2H233ZM263 1V0H262ZM7 2V3H6ZM116 2V1H115ZM130 2L132 3L133 2V0L132 1H130L129 0V4H130ZM158 2V1H157ZM205 2H206V0H205ZM241 2H243L245 5L247 4H251V3H254V2H257V4H256V7L255 8H257V6L259 7V5H260V3H262L261 1H259V5H258V0L256 1V0H241ZM14 3V5H15V2H13ZM12 3V4H13ZM31 3H32V1H31ZM75 3H78V2H75ZM101 3V2H100ZM113 3H114V0H113ZM137 3H138V0H137ZM137 3H136V5H137ZM146 2H144V4H145ZM186 3H187V1H186ZM221 3H222V0H211V1H209V2H206V4H205V6H206V8H218V6L219 5H221ZM231 3V2H230ZM8 4H10V3H8ZM17 5L19 4H21V0H20V3H19V1L16 3ZM99 4V3H98ZM133 4V3H132ZM228 4H229V0H228ZM64 5H65V2H64ZM96 5V4H95ZM112 5H115V4H111V6ZM138 5H139V3H138ZM154 5H156V4H154ZM198 5V4H197ZM222 5H223V3H222ZM263 5V4H262ZM5 6H4V8H5ZM66 6V5H65ZM84 6H85V4H84ZM101 6V5H100ZM110 6V5H109ZM110 6V7H111ZM157 6V5H156ZM184 6H186V5H184ZM188 7L190 6V4H188L187 5ZM253 6H255L254 4H253ZM9 7V6H8ZM71 7V6H70ZM129 7V6H128ZM131 7H132V5H131ZM131 7H130V9H131ZM149 7H150V4H149ZM191 7V6H190ZM189 7V8H190ZM198 8H199V6H197ZM196 7V8H197ZM225 7V6H224ZM245 7V6H244ZM14 8V7H13ZM79 8L81 9V8H83L82 7V4H81V6H79ZM91 8H94V7H91ZM136 8V7H135ZM140 8H141V6H140ZM147 8V7H146ZM153 8H155V7H153ZM201 8H202V4H201ZM203 8H204V6H203ZM103 9H105L106 10V6H105V8L103 7ZM102 9V10H103ZM109 9V8H108ZM114 9V8H113ZM115 9H116V7H115ZM121 9V8H120ZM162 9V8H161ZM174 10L176 9V8H173ZM178 9H180V7L178 8ZM185 9V8H184ZM183 9V10H184ZM238 9V8H237ZM240 9V8H239ZM252 9V11H253V8H251ZM262 9H263V7H262ZM260 10V11H263V10ZM68 10V9H67ZM110 10V9H109ZM117 10H118V8H117ZM148 10H149V8H147V10H146V12H148ZM152 10V9H151ZM164 10H165V7H164ZM177 10V9H176ZM221 10V9H220ZM222 10H223V8H222ZM241 10H242V8H241ZM75 11V12H74ZM89 11V10H88ZM107 11V10H106ZM121 11V10H120ZM124 11V10H123ZM127 11H128V13L131 11H129V9H127ZM136 10L134 9V12H135ZM145 11V10H144ZM178 11V10H177ZM181 11V10H180ZM211 11V10H210ZM212 11H214V10H212ZM216 11H217V9H216ZM218 11H219V8H218ZM237 12H239V10H236ZM249 11H250V9H249ZM73 12H74V15H76L75 13H76V10H73L72 11V14H73ZM122 12V11H121ZM132 13H133V11H131ZM155 12V11H154ZM153 12V13H154ZM159 12V11H158ZM179 12V11H178ZM237 12H235L236 14H237ZM244 12H245V10H244ZM257 12H259V10L257 11ZM88 13V12H87ZM90 13H92L93 14V12H92V10H91V12ZM102 13H103V11H102ZM109 13V12H108ZM107 13V14H108ZM110 13L111 14H114V13H112L111 11H110ZM109 13V14H110ZM120 13V12H119ZM167 13H169V12H167ZM185 13V12H184ZM183 13V14H184ZM187 13V12H186ZM242 13H243V10H242ZM253 13H254V11H253ZM83 14V13H82ZM86 14V13H85ZM98 14V13H97ZM121 14V13H120ZM124 14H125V17H126V15H127V13H122L121 14V16H124ZM157 14V13H156ZM179 14V13H178ZM178 14H177V16H178ZM212 14V13H211ZM221 14V13H220ZM225 14V13H224ZM37 15V14H36ZM69 15H70V13H69ZM106 15V14H105ZM129 15V14H128ZM175 16H176V14H174ZM240 15V14H239ZM253 15V14H252ZM71 16V15H70ZM85 16V15H84ZM111 16V15H110ZM132 16V15H131ZM147 16H148V14H147ZM180 16H182V14L180 15L179 14V18H180ZM241 16H243V14L241 15ZM245 16V15H244ZM65 17H67L66 15H65ZM72 17V16H71ZM74 17V16H73ZM96 17V16H95ZM120 17V16H119ZM124 17V18H125ZM128 17V16H127ZM146 17V16H145ZM153 17H154V14H153ZM211 17V16H210ZM220 17V16H219ZM223 17V16H222ZM229 17H231V16H229ZM233 17H234V19H235V15L233 14ZM91 18H93V16H91ZM98 18V17H97ZM106 18V17H105ZM122 17H120V19H121ZM130 18V17H129ZM151 18V17H150ZM155 18H156V16H155ZM172 18H175V17H172ZM172 18H171V22L173 21L172 20ZM179 18H177V20L179 19ZM191 18V17H190ZM199 18V17H198ZM237 18V20H238V17H236ZM246 18H247V15H246ZM246 18H242V19H244V22H245V19ZM250 18V17H249ZM252 18V17H251ZM34 20H35V18H33ZM32 19V20H33ZM85 19V18H84ZM118 20H119V18H117ZM152 19V18H151ZM169 19H170V17L168 16V21H169ZM194 19H195V17H194ZM217 19V18H216ZM232 19V18H231ZM239 19H240V17H239ZM37 20V19H36ZM41 20H42V18H41ZM41 20H40V22H41ZM86 20H87V18H86ZM116 20V19H115ZM135 20H136V18H135ZM148 20H149V22H150V19L148 18ZM161 20V19H160ZM159 20V21H160ZM176 20V19H175ZM174 20V21H175ZM210 20H212V19H210ZM210 20L208 21L209 22V24H210ZM226 20H227V18H226ZM64 21V20H63ZM77 21V20H76ZM80 21V20H79ZM78 21V22H79ZM84 20L82 19V22H83ZM99 21V20H98ZM117 21V20H116ZM120 21V20H119ZM122 21V20H121ZM123 21H124V19H123ZM173 21V24L172 25H174V24H176V21L174 22ZM198 21V20H197ZM197 21H196V23H197ZM214 21V20H213ZM213 21L211 22V24L213 25ZM220 21V20H219ZM35 22V21H34ZM227 22V24L229 25V23H228V21H226ZM36 23H37V26H38V24H39V26L37 27V28H39L40 26H42V25H40V23H39V21L37 22L36 21ZM70 23V22H69ZM95 23V22H94ZM120 23V22H119ZM146 23H148V22H146ZM152 23V22H151ZM194 23V22H193ZM204 23H205V21H204ZM216 23L217 22H215V25H216ZM235 23H237L236 21H235ZM241 23H242V21H241ZM34 24V23H33ZM43 24V23H42ZM116 24H117V22H116ZM185 24V23H184ZM198 24L199 23H197V25L196 24H193L195 27H197L198 26ZM218 24H220V22L219 23H217V25ZM225 24V23H224ZM240 24V23H239ZM45 25H47V26H49L47 23L45 24ZM77 25V24H76ZM112 25V24H111ZM118 25V24H117ZM124 25V24H123ZM136 25V24H135ZM169 25H171V24H169ZM169 25H167V28H169ZM215 25H213V28H214V26ZM241 25V24H240ZM85 26V25H84ZM107 26V25H106ZM147 26H149V25H147ZM190 26V25H189ZM201 26V25H200ZM221 26H222V24H221ZM227 25H225V27H226ZM43 27H44V25H43ZM105 27V26H104ZM132 27H133V25H132ZM145 27H146V24H145ZM203 26H201V28H202ZM222 27H224V26H222ZM236 27V26H235ZM241 27V26H240ZM98 28V27H97ZM138 28L139 27H137V29H136V31L138 30ZM150 28V27H149ZM154 28V27H153ZM200 28V27H199ZM201 28H200V30H201ZM212 28V29H213ZM51 29V28H50ZM53 29V28H52ZM107 29V28H106ZM156 31H157V29L156 28H154ZM217 29V28H216ZM226 29H227V27H226ZM225 29V32L226 31H229V29L228 30H226ZM245 30H246V28H244ZM129 30H130V27H129ZM159 30V29H158ZM182 30V29H181ZM208 30V29H207ZM214 30V29H213ZM221 30H222V28H221ZM238 30H241L240 28L238 29ZM245 30H244V32H245ZM247 30H248V28H247ZM118 31V30H117ZM147 31V30H146ZM176 31V30H175ZM232 31V30H231ZM234 31H235V28H234ZM234 31H232V33L231 34H233V32ZM41 32V31H40ZM40 32L39 33H37V31H36V35H35V37H34V32H33V37H34V39L33 38H31V39H33V41L36 39V40H39V38H40V36H38V38L36 37L37 35H39L40 34ZM47 32V31H46ZM62 32V31H61ZM134 32V31H133ZM159 32H160V30H159ZM162 32V31H161ZM163 32L165 33L164 34V38H165V35H166V29H164L163 30ZM178 32H181L182 33V31H180V30H178ZM177 32V33H178ZM191 32H192V30H191ZM198 32H200V31H198ZM214 32H215V30H214ZM242 32V31H241ZM53 33H54V29H53ZM67 33V32H66ZM70 33V32H69ZM131 33V32H130ZM184 33V32H183ZM188 33V32H187ZM197 33V32H196ZM208 33V32H207ZM216 33V32H215ZM218 33V32H217ZM224 33V32H223ZM236 32H234V34H235ZM251 33V32H250ZM71 34V33H70ZM157 33H155V35H156ZM185 34V33H184ZM222 34V33H221ZM227 34V33H226ZM253 34H255V33H253ZM179 35V34H178ZM190 35H192V33H190ZM209 35H210V33H209ZM218 35V37H219V34H217ZM43 36V35H42ZM50 36H52L51 34H50ZM161 36H162V34H161ZM173 36V35H172ZM175 36H177V35H175L174 34V38H175ZM180 36V35H179ZM178 36V37H179ZM212 36H213V33H212ZM216 36V35H215ZM223 36H225V34H223ZM158 37V36H157ZM202 37V36H201ZM226 37V36H225ZM251 37V36H250ZM45 38L47 39V37L45 36ZM182 38V37H181ZM195 38V37H194ZM217 38V37H216ZM235 38V37H234ZM41 39H42V37H41ZM44 39V38H43ZM45 39V40H46ZM48 39H49V37H48ZM110 39H112V38H110ZM154 39V38H153ZM166 39V38H165ZM177 39V38H176ZM180 39V38H179ZM183 39V38H182ZM187 39H189V38H186L185 40H187ZM204 39H205V37H204ZM203 39V40H204ZM218 39V38H217ZM223 39H224V37H223ZM226 39H227V37H226ZM242 39H243V37H242ZM249 39V38H248ZM55 40H56V37H55ZM155 40V39H154ZM157 40V39H156ZM184 40V41H185ZM254 40V39H253ZM33 41L31 40V44H33L32 45V47L31 48H33L34 46H35V44L38 42H40V41H37V42H35V44L33 43ZM44 41V40H43ZM117 40H115V42H116ZM118 41H120V40H118ZM181 41V40H180ZM206 41H208V40H206ZM205 41V42H206ZM209 41H211V40H209ZM221 40H219V42H220ZM225 41V40H224ZM255 41H257L256 40V38H255ZM187 42H188V40H187ZM195 42V41H194ZM201 42V41H200ZM200 42L198 43V45L200 44ZM218 42V43H219ZM37 43V45H36V47L38 46V45H40L41 43H42V41H41V43L40 44H38ZM46 43V42H45ZM193 43V42H192ZM203 42H201V44H202ZM209 43V42H208ZM238 43V42H237ZM244 43V42H243ZM248 43V42H247ZM264 43V42H263ZM54 44H56L55 42H53V45ZM120 44V43H119ZM214 44V43H213ZM213 44H212V46H213ZM220 44H221V42H220ZM232 44V43H231ZM235 43H233V45H234ZM246 44V43H245ZM256 44H257V42H256ZM256 44H255V46H256ZM44 45H47V44H44V42H43V46ZM51 45V44H50ZM215 45V44H214ZM225 45H226V43H225ZM229 45V44H228ZM238 44H236V46H237ZM261 45V44H260ZM41 46V45H40ZM42 46V47H43ZM48 46H49V43H48ZM75 46H76V44H75ZM90 46V45H89ZM108 46V45H107ZM194 46V45H193ZM196 46V45H195ZM212 46H210V47H212ZM221 46V45H220ZM227 46V45H226ZM226 46H225V48H226ZM235 46V47H236ZM242 46H245V45H242ZM242 46H241V48H242ZM254 46V47H255ZM28 47V46H27ZM30 47V46H29ZM45 47H47V46H45ZM45 47H43V49L42 48H40L41 50H44L45 49ZM59 47H60V45H59ZM73 47V46H72ZM92 47V46H91ZM97 47V46H96ZM99 47V46H98ZM98 47H97V49H98ZM112 46L110 45V48H111ZM205 47H207V45H206V43H205ZM248 47H249V45H248ZM257 47V46H256ZM2 48V47H1ZM31 48H29V49H31ZM67 48V47H66ZM77 48V47H76ZM79 48V47H78ZM78 48L75 50L76 52L78 51ZM82 48V47H81ZM83 48H84V46H83ZM86 48V47H85ZM84 48V49H85ZM94 48V47H93ZM116 48H117V46H116ZM220 48V47H219ZM260 48V46L258 47V49ZM262 49H263V47H261ZM37 49H38V47H37ZM47 49V48H46ZM53 49H54V47H53ZM63 49V48H62ZM73 49V48H72ZM92 49V48H91ZM96 48H95V51L97 50ZM108 49H109V46H108ZM114 49V48H113ZM192 49V48H191ZM199 49V48H198ZM229 49V48H228ZM236 49V51L239 49V46H238V48H234V50ZM258 49H257V51L255 50V49H253L254 50V52H257V54H258ZM261 49V50H262ZM27 50V49H26ZM41 50H40V52H41ZM51 50V49H50ZM69 50H71V48L69 49ZM80 50L82 51V49H80L79 48V51L78 52H80ZM99 50H101V52H103L102 51V47L100 46V48L98 49V51ZM107 50V48L105 47V50L104 51H106ZM217 50H219V49H216V50H212V52H214V55H216L215 54V51H217ZM226 50V49H225ZM230 50V49H229ZM243 50V49H242ZM244 50H245V47H244ZM251 50V49H250ZM25 51V50H24ZM47 52H48V50H46ZM53 51V50H52ZM57 51V50H56ZM63 51V50H62ZM73 51H74V49H73ZM86 51H90V50H86ZM107 51H109V53L111 52L110 50H107ZM186 51H187V49H186ZM238 51H241L240 49L238 50ZM0 52H1V50H0ZM32 52V51H31ZM34 52V51H33ZM33 52H32V54H33ZM65 52H66V50H65ZM75 52V53H76ZM92 52H94V50H92ZM91 52V55L93 56V58H95L96 56H94V54ZM100 52V51H99ZM113 52H115V50H113ZM120 52V51H119ZM210 51H209V49H208V53H209ZM226 52H228V51H226ZM24 53V52H23ZM36 53H37V51H36ZM51 54H53V52H50ZM55 53V52H54ZM63 53V52H62ZM70 53V52H69ZM74 52H73V54H75ZM82 53H83V51H82ZM84 53H85V55H86V52L84 51ZM83 53V54H84ZM131 53V52H130ZM167 53V52H166ZM192 53H193V51H192ZM198 53V52H197ZM224 53H225V51H224ZM242 53V52H241ZM241 53H240V55H241ZM245 53V52H244ZM253 53V52H252ZM262 53V52H261ZM25 54V53H24ZM30 54V53H29ZM41 54H43L42 52H41ZM101 54V53H100ZM99 54V55H100ZM106 54V53H105ZM108 54V53H107ZM114 54V53H113ZM112 53H110V55L112 56L113 55ZM116 54L117 55H119V54H121V53H119L118 54V52H116ZM115 54V55H116ZM128 54H129V52H128ZM127 53H126V55H128ZM162 54V53H161ZM202 54V53H201ZM210 54V53H209ZM232 54V53H231ZM231 54H230V56H231ZM237 54V53H236ZM243 54V53H242ZM263 54V53H262ZM26 55H27V53H26ZM45 55L46 56H48V54H46L45 53ZM50 55V54H49ZM56 55V54H55ZM71 55H72V53H71ZM89 55V56H88ZM102 55V57H103V55H104V52H103V54H101ZM124 55V54H123ZM126 55H125V58H126ZM139 55V54H138ZM137 55V57H140V56H138ZM188 55V54H187ZM190 55V54H189ZM199 55H200V52H199ZM211 55H213L212 53H211ZM213 55V56H214ZM221 55H222V53H221ZM235 55V54H234ZM238 55V54H237ZM245 55H246V53H245ZM249 54H247V56H248ZM256 55V54H255ZM33 56V55H32ZM38 56V55H37ZM39 56H40V53H39ZM38 56V57H39ZM65 56V55H64ZM70 55H68V57H69ZM75 56V55H74ZM87 56H88V58H90V59H93V58H91L90 57V54L89 53H87ZM110 56V57H111ZM186 56V55H185ZM202 56H203V54H202ZM206 56V55H205ZM226 56H229V55H227L226 54ZM229 56V57H230ZM243 56H244V54H243ZM42 57H43V55H42ZM58 57V56H57ZM106 57V55L104 56V58ZM120 57V56H119ZM160 57H161V59H162V57L163 56H159V59H160ZM169 57H172L171 55H168V58ZM200 57V56H199ZM232 57V56H231ZM230 57V58H231ZM235 57H237L236 55H235ZM62 58H63V55H62V57H61V60H62ZM66 58V56L63 58V60ZM78 58L79 57H77V60H78ZM81 58H83V56L81 57ZM113 58H114V56H113ZM123 58V57H122ZM127 58H128V56H127ZM126 58V60H128ZM136 58V57H135ZM144 57H142L141 56V59H143ZM34 59H35V54H34ZM33 59V60H34ZM39 59H41V58H38L37 60H38V62H39ZM46 59H47V57H46ZM45 59V60H46ZM58 59V58H57ZM73 59H74V57H73ZM130 59H132V57L130 58ZM133 59H134V57H133ZM139 59V58H138ZM156 59V58H155ZM158 59V60H159ZM165 59V58H164ZM172 59V62H173V64L171 65V67L173 66V68L174 67H176L177 68V66L178 67H181V66H184V65H180V63L177 65V63H176V65L174 66V57H172L171 58ZM232 59H233V57H232ZM232 59H230V60H232ZM27 61L29 60V61H31L30 59H29V57H27V59H26ZM43 60V59H42ZM48 60H49V58H48ZM62 60V61H63ZM80 60V59H79ZM110 60V59H109ZM116 59H114V61H115ZM117 60H118V57H117ZM122 60V59H121ZM137 60V59H136ZM140 60V59H139ZM146 60H148L147 58H146ZM143 61L144 63L146 62L147 63V61ZM167 60V59H166ZM165 60V61H166ZM207 60V59H206ZM222 60H224V59H222ZM228 60V59H227ZM226 60V61H227ZM235 60H236V58H235ZM238 60V59H237ZM241 60V59H240ZM41 61V60H40ZM44 61V60H43ZM42 61V62H43ZM59 61H60V59H59ZM67 61H69V59L67 58ZM71 61L73 62V60H72V58H71ZM76 61V60H75ZM89 61V60H88ZM112 61H113V59H112ZM142 61V60H141ZM141 61H140V63H141ZM160 61V60H159ZM163 63H161L160 62V64H164V61H163V59L161 60ZM168 62H169V60H167ZM225 61V60H224ZM233 61H234V59H233ZM23 62V61H22ZM35 62V61H34ZM34 62H32L33 64H34ZM53 62V61H52ZM65 62V61H64ZM71 62V63H72ZM83 62V61H82ZM90 62H92V60H90ZM94 62V61H93ZM104 61H102V63H103ZM120 62H122V61H120ZM124 62V61H123ZM126 62V61H125ZM136 62V61H135ZM138 62V61H137ZM176 62V61H175ZM239 62V61H238ZM237 62V63H238ZM37 63V62H36ZM49 63V62H48ZM70 61L68 62V65L67 66H69L70 64ZM80 63H81V61H80ZM88 63V62H87ZM97 63H100V62H98V60L96 61V66H97ZM127 63H129L128 61H127ZM146 63H145V65H146ZM154 63H156V62H154ZM153 63V65H155ZM46 64V63H45ZM52 64V63H51ZM53 64H54V62H53ZM52 64V65H53ZM66 64H67V62H66ZM76 64V63H75ZM108 64H110V63H108ZM114 64V63H113ZM112 64V65H113ZM148 64H149V62H148ZM165 64H167V63H165ZM12 65V64H11ZM29 65V64H28ZM47 65V64H46ZM84 65H85V63H84ZM104 65H105V63H104ZM103 65V66H104ZM106 65H107V63H106ZM115 65H116V63H115ZM125 65H127V64H125ZM138 65V63L136 64V66ZM162 65L160 66L159 65V67H160V69H158V67H157V70L159 71H161V67H162ZM12 66H16L15 64L14 65H12ZM48 66V65H47ZM50 66V65H49ZM48 66V67H49ZM54 66V65H53ZM60 66V65H59ZM66 66V65H65ZM80 66H81V64H80ZM80 66L79 67H77V64H76V67H77V70H78V68H80ZM86 66V65H85ZM92 66H93V64H92ZM102 66V65H101ZM147 66V65H146ZM149 66H150V64H149ZM186 66V65H185ZM25 67H27V65H25ZM34 67H35V65H34ZM52 67V66H51ZM56 67H57V65H56V63H55V69H56ZM62 67L63 68H65L64 67V65H63V63H62ZM84 67V66H83ZM87 67H88V65H87ZM100 66H98V68H99ZM106 67V66H105ZM111 67V66H110ZM118 66H115V68H117ZM142 67H143V65H142ZM154 67V66H153ZM155 67H156V65H155ZM155 67H154V69H155ZM167 66L165 65V68H166ZM168 67H169V65H168ZM18 68V67H17ZM36 68V67H35ZM61 68V67H60ZM67 68V67H66ZM73 69L75 68V66L74 67H72ZM86 67H84V69H85ZM98 68L96 69V70H98ZM107 68L108 67H106V70H107ZM144 68V67H143ZM147 68V67H146ZM145 68V69H146ZM163 68H164V65H163ZM162 68V69H163ZM170 68V67H169ZM190 68H191V66H190ZM190 68H189V70H190ZM15 69V68H14ZM100 69H102L101 67H100ZM110 69V68H109ZM127 69V68H126ZM125 69V70H126ZM145 69H144V73H145ZM151 69V68H150ZM150 69H148L149 71H150ZM21 70H24V68L22 67V69ZM44 70V69H43ZM51 70V69H50ZM53 70V69H52ZM57 70V69H56ZM65 71L67 70V69H64ZM63 70V71H64ZM75 70H76V68H75ZM91 70V68L89 69V71ZM94 70H95V68H94ZM103 70H104V67H103ZM124 70V71H125ZM136 70V69H135ZM137 70H138V68H137ZM166 70V69H165ZM183 70L184 69H182V72H183ZM204 70V69H203ZM19 71H20V69H19ZM32 70H30V72H31ZM80 71L81 70H79V73H80ZM92 71V70H91ZM112 71L114 72V69L112 68ZM163 71H164V69H163ZM163 71H161L162 73H163ZM185 71V70H184ZM222 71V70H221ZM15 72V71H14ZM45 72V71H44ZM56 72V71H55ZM70 72H71V70H70ZM73 72V71H72ZM105 72V71H104ZM112 72V73H113ZM116 72H117V70H116ZM116 72H115V74H116ZM123 72V71H122ZM125 72H127V70L125 71ZM137 72H139V74H140V70H138ZM141 72H143V70H141ZM146 72H147V70H146ZM155 72V71H154ZM161 72H159L160 74H161ZM164 72H167V71H164ZM17 73V72H16ZM37 73V72H36ZM60 73V72H59ZM76 73V71L74 72V74ZM79 73L77 74L76 73V77L78 76V78H79V81L78 82H80L81 81V77H79ZM82 73H83V68H82ZM86 73H87V71H86ZM97 73V72H96ZM95 73V74H96ZM110 73H111V70H110ZM110 73L108 72V76L110 75ZM111 73V74H112ZM133 73V72H132ZM152 73H153V70H152ZM244 73V72H243ZM247 73V72H246ZM21 74H22V72H21ZM61 74H62V72H61ZM66 74H67V72H66ZM70 74L71 73H69V76H70ZM85 74V73H84ZM92 74H93V72H92ZM99 74V73H98ZM118 74V73H117ZM125 74V73H124ZM127 74V73H126ZM135 74V75H134ZM133 75H129V76H125V77H123V78H121V76H120V72H119V75H117L116 76V80H115V83H112V85L117 89V92L118 93H120V98H118V100H116L114 103H110V102H108V103H110L112 106L110 107V111H112V112H114V114L115 115H117L118 114V112H120V109H121V107H122V105L126 102V104H124V106L123 107H125V105L127 106V103L129 102V104L128 105H130V101H134L133 102V104L135 103L137 106V108H138V110L140 109V114L138 115V110H137V108H136V111H137V116L136 117H132L133 118V122L131 121V123L130 124H132L131 126H129L128 127V129L126 130V127H125V130L124 129H122V130H124V131H121V130H119L118 128H117V126H116V124H115V117L116 116H114L112 119L110 118L109 119V121H107L106 120V123H105V125H101L100 124V126H102L103 128H102V130H97V129H94V128H92L91 129V127L90 128H88V130L89 129H91L89 132H87L88 133V143L90 144V150H87L86 152H84V155H79V153H78V155L77 156H75V157H73V158H71V159H68L67 160V158L66 159H63L64 158V156H63V158H61V157H58V156H55V155H52L51 153H47V154H45L43 157L41 156V158L39 157V160H37L36 161V164H39V165H41V164H51V166H50V169L52 170V169H54L53 167H52V164H55L54 165V167L56 166V164H60V166H61V164H92L90 161H88V156L87 155H89V152L91 151V148H94L95 146H97L99 143H100V141H103V142H105L106 140H113V142H114V139H125L127 142H128V145H130L131 146V148H132V145L134 146L138 141L140 142V137H142V135L144 134H146L147 136H148V140H146V141H144L143 142V146L145 147V148H147V149H149V151L150 152H152V154L151 155H145L144 157L141 155V156H138L135 152L133 153V152H131L130 151V153L129 154H126V152H125V160L123 159V161H120V162H118V164H120L118 167H120L121 165V167H123V164H152V165H164V164H177L178 166H177V168H174V170H173V176L175 177V179L177 180V178L179 177V174H178V172H179V170H178V172H176L177 173V177H176V173H174V171H176L175 169H180L181 167V164H184V167H183V172H185V171H187L186 170V168H187V164H189L188 166H190V167H188V172H186L187 174H185V178H180V181H179V179H178V183L180 182L181 183V180H184V182L182 183V185L184 186V183H185V180H186V183L187 184H189L190 186H188V185H186V187H187V189H188V191L187 190H184V187L182 186L181 187V189H178V191H184L183 192V195H181L180 196V198H181V200H182V198L184 199V195L187 193V195L189 194L190 195V197L191 198H189L191 201H192V205H194V209H191V207L189 206V209L188 208H186V209H188L187 211H188V215H190V213H189V211L191 212V210L193 211V210H195V204H193V197L195 196H193V192L194 191H192V193L190 192V190H189V188L190 189H192V188H194V187H199V188H194L195 190L196 189H200V192L201 193H203V190H205V187L206 186H208L207 185V180H208V176H210L211 175V173H212V171H208L207 170V168L209 167V164L206 166V161H204L203 159H201V158H203V157H201V155L200 156H198L197 154L198 153H200V152H198V151H196V150H186L185 148H183L184 146L186 147V144L184 145V146H182V144H180V146L179 145H177V144H172L171 146H170V148H166L167 147V145L166 146H164V142H162V139H164V136H171V139L172 140H174V141H177V140H179V132H177V131H175L174 130V126H170V129L168 130L167 128H166V123L168 124V122L166 121L167 119H165L164 118V99H163V89H164V87H163V89H162V87L160 88V92H154V94H152L153 93V91L151 92V90H152V87H153V85H152V87H151V85L149 84V80H147L146 82H141V81H138L139 80V77L136 75V73H134ZM154 74V73H153ZM155 77L157 76V72H155ZM176 73H174L173 75L174 76H172V78L174 77H176L177 76V74L175 75ZM179 74H180V76H181V71L179 72ZM183 74H184V72H183ZM217 74L219 75V77L217 76ZM222 74V73H221ZM221 74H219V73H215V74H213V77L215 76V78H216V76L219 78V79H221L222 77H221ZM232 74V73H231ZM230 74V76H232ZM236 74H237V72H236ZM36 75V74H35ZM39 75V74H38ZM50 75V74H49ZM52 75V74H51ZM64 75V74H63ZM81 75V74H80ZM90 75V74H89ZM113 75H114V73H113ZM143 75L144 74H142V77H143ZM148 75H150V72H149V74ZM172 75V74H171ZM201 75V74H200ZM237 75H240V74H237ZM244 75V74H243ZM252 75V74H251ZM73 76V75H72ZM75 76V75H74ZM105 76V75H104ZM162 75H160V77H161ZM179 76V75H178ZM176 77V78H180V81L178 80V83H179V85H180V82L181 81H183L182 80V78L181 77ZM206 76V75H205ZM211 76V75H210ZM229 76V77H230ZM28 77V76H27ZM59 77H60V74H59ZM64 77H65V79L66 78H68V77H66L65 75L63 76V79H64ZM86 77V76H85ZM87 77H88V75H87ZM151 78H152V75L150 76ZM150 77H149V79H150ZM182 77H184V75L182 76ZM198 77H199V75H198ZM212 77V76H211ZM210 77V78H211ZM228 77V75L226 76V78ZM229 77H228V80H229ZM234 77H235V72H234ZM251 77V76H250ZM10 78H11V76H10ZM37 78V77H36ZM70 78H71V76H70ZM75 78V77H74ZM78 78H76V80H78ZM100 78H102L101 76H100ZM146 78H147V73H146ZM146 78H145V80H146ZM157 78H158V76H157ZM201 78V77H200ZM207 78H209L208 77V75H207ZM218 78H216V79H218ZM238 78V77H237ZM244 78H245V76H244ZM249 78V77H248ZM0 79H3V77L1 78L0 77ZM7 79H9V77H7ZM41 79H42V77H41ZM44 79V78H43ZM53 79V78H52ZM60 79V78H59ZM59 79H58V81H59ZM72 79V78H71ZM93 79V78H92ZM96 81H97V75H96ZM98 79H99V76H98ZM104 79V78H103ZM108 79V78H107ZM113 79H115V78H113ZM112 79V80H113ZM148 79V78H147ZM162 79V78H161ZM218 79V80H219ZM234 79V78H233ZM233 79H232V81H233ZM236 79V78H235ZM4 80V79H3ZM37 80V79H36ZM39 80V79H38ZM57 80V79H56ZM55 78H54V84H55ZM100 80V79H99ZM109 80V79H108ZM204 80H205V78H204ZM240 80V79H239ZM242 80H243V78H242ZM1 81V80H0ZM7 81V80H6ZM46 81V80H45ZM52 81V80H51ZM64 81V80H63ZM84 81H85V78H84ZM84 81H82L81 82V84H84ZM94 81V80H93ZM156 81V80H155ZM211 81H212V79H211ZM217 81V80H216ZM2 82V81H1ZM12 82V81H11ZM15 81H13V83H14ZM22 82V81H21ZM30 82V80L28 81V83ZM42 82H43V80H42ZM70 82V81H69ZM148 82V83H147ZM159 82V81H158ZM157 82V83H158ZM162 82V81H161ZM161 82H159V83H161ZM191 82H192V79H191ZM200 82H201V80H200ZM258 82H259V80H258ZM3 83V82H2ZM10 83V80H9V82H8V84ZM23 83V82H22ZM48 83H50L49 82V80H48ZM68 83V82H67ZM87 83V82H86ZM93 83V82H92ZM92 83H90L91 85H92ZM98 83V82H97ZM109 83L111 84V80H109ZM151 83H152V81H151ZM153 83H154V81H153ZM152 83V84H153ZM178 83H177V85H174L175 86V89H178ZM205 83H206V81H205ZM207 83H208V81H207ZM230 83H231V79H230ZM7 83H5L4 84V86L2 85V84H0V85H2V87H5V90L3 89V91H5L3 94H5L6 93V91H8L7 92V94L10 92V91H12V96L15 94L14 92L16 91H14V89L13 90H11V88H10V90H9V88H8V90H6L7 88H6V86L7 87H9L8 85H6ZM16 84V83H15ZM15 84L13 85V87L15 86ZM20 84V83H19ZM30 84V83H29ZM72 84H73V82H72ZM175 84V83H174ZM193 84H194V81H193ZM197 85L199 84V82L198 83H196ZM195 84V85H196ZM211 85L213 84V82L212 83H210ZM245 84H246V82H245ZM257 84V83H256ZM18 85V84H17ZM34 82H33V88H31V89H34ZM46 85H48L47 83H46ZM51 85H52V83H51ZM95 85H96V83H95ZM171 85H173V84H171ZM189 85H191V83L189 84ZM254 85H255V83H254ZM261 85V84H260ZM25 84L22 86L23 87V90L25 89ZM57 86H58V83H57ZM76 86V85H75ZM78 86V85H77ZM81 86V85H80ZM83 86V85H82ZM159 86V85H158ZM157 86V87H158ZM160 86H161V84H160ZM159 86V87H160ZM162 86H163V84H162ZM173 86V87H174ZM177 86V87H176ZM199 86V85H198ZM203 86V85H202ZM213 86H214V84H213ZM221 86V85H220ZM219 86V87H220ZM257 86H258V84H257ZM11 87V86H10ZM36 87H37V85H36ZM49 87H51V86H49ZM63 87L65 88V86L63 85ZM99 87V86H98ZM168 87V86H167ZM204 87H206V86H204ZM234 87V86H233ZM236 87V86H235ZM260 87V86H259ZM264 87V86H263ZM16 88H17V86H16ZM38 88H39V84H38ZM44 88H45V86H44ZM72 88V87H71ZM69 89V90H72V89ZM189 89H190V87H188ZM194 88V87H193ZM215 88H217L216 86H215ZM226 88H228V87H226ZM239 88V87H238ZM238 88H237V90H236V92L238 91ZM257 88V87H256ZM18 89V88H17ZM36 89V88H35ZM34 89V90H35ZM67 89V88H66ZM73 89H74V87H73ZM78 89V88H77ZM93 89V88H92ZM96 89H97V87H96ZM99 89H101V88H99ZM103 90L104 89H107V87L106 88H102ZM162 89V90H161ZM174 89V90H175ZM195 89V88H194ZM222 89V88H221ZM236 89V88H235ZM235 89H234V92H235ZM241 89V88H240ZM250 89H251V87H250ZM19 90H21V87H20V89ZM50 90V92H51V89H49ZM55 91V89H53V87H52V91ZM79 90V89H78ZM168 90V89H167ZM216 90V89H215ZM227 90H230V89H227ZM233 90V88L231 89V91ZM253 90V89H252ZM2 90L0 89V92H1ZM22 91V90H21ZM25 91H28V93H29V89L26 87V89H25ZM24 91V92H25ZM43 92L42 90H41V88H40V90L38 89L36 92ZM58 91V90H57ZM76 91V90H75ZM100 91V90H99ZM170 91H171V89H170ZM196 91V90H195ZM263 91H264V88H263ZM263 91H262V95H263ZM44 92H45V90H44ZM47 92H48V89H47ZM78 92V91H77ZM79 92H80V94H82V95H78L77 94V96H76V98L75 99H72L71 98V96H70V98L71 99H65V100H61V101H58V102H56L55 101V103L53 102L51 105H49V107H48V111H50L51 110V112H53V109L55 108V107H59V108H61L62 110L64 109V108H66L67 107V105L69 106V105H71V106H73V104L74 103H77V102H79L80 103V107H81V104H82V106H84V103H86V102H88V98L86 99L85 98V93L87 92V95L89 94V89H81V90H79ZM90 92H92L91 91V88H90ZM105 92H106V90H105ZM108 92H110V89H109V91ZM169 92V91H168ZM175 92V91H174ZM186 92V91H185ZM191 92H192V90H191ZM205 92V91H204ZM212 92H213V90H212ZM215 92V91H214ZM217 92V91H216ZM215 92V93H216ZM236 92L234 93V94H236ZM240 92V91H239ZM238 92V93H239ZM242 90H241V92L239 93V95L241 94L242 95ZM254 92V91H253ZM258 92H259V90H258ZM2 93V92H1ZM1 93H0V95H1ZM14 93V94H13ZM21 93V92H20ZM30 93H31V91H30ZM32 93H33V97H32V99L34 98V100H35V97H36V95H34V93L35 92H33V90H32ZM65 93V92H64ZM67 93H68V91H67ZM69 93H70V91H69ZM69 93H68V96H69ZM100 93L103 95V93L100 91ZM111 93H113L112 92V90H111ZM164 93H165V91H164ZM171 93V92H170ZM208 93V92H207ZM244 93V92H243ZM251 93V92H250ZM10 94H11V92H10ZM17 94H18V90H17ZM24 93H22V95H23ZM37 94V93H36ZM58 94V93H57ZM105 94V93H104ZM166 94H167V92H166ZM187 94H188V92H187ZM186 94V95H187ZM191 94V93H190ZM206 94V93H205ZM233 94V95H234ZM260 94H261V92H260ZM29 95V94H28ZM32 95V94H31ZM38 95H39V97L41 98V96H40V94L38 93ZM47 95V94H46ZM50 95V94H49ZM52 95H53V93H52ZM116 95V94H115ZM178 95V94H177ZM177 95L175 94V96H176V98H177ZM215 95V94H214ZM248 95V94H247ZM2 96L3 95H1V98H2ZM5 96H6V94H5ZM11 96V97H12ZM35 96V97H34ZM74 96V95H73ZM95 96L97 97L98 96V94L96 95V93H95ZM105 96H108V95H106L105 94ZM114 96V95H113ZM113 96H112V98H113ZM169 96V95H168ZM185 96V95H184ZM212 96V95H211ZM261 96V95H260ZM19 97V95H17V97L16 98H18ZM28 97H30V95L28 96ZM39 97H37V99H40ZM45 97V96H44ZM43 96H42V98H44ZM52 97V96H51ZM61 98H62V93H61V96H60ZM59 96H58V98H60ZM87 97V96H86ZM185 97H187V96H185ZM244 97V96H243ZM253 97V96H252ZM8 98H10V96L8 97ZM21 98H22V96H21ZM21 98L19 97V99H20V101H21ZM23 98H24V96H23ZM46 98H48V95H47V97ZM55 98H56V95H55ZM63 98H64V95H63ZM89 98H90V100H91V95L89 96ZM93 98V97H92ZM99 98H100V96H99ZM200 98H202V97H200ZM207 98V97H206ZM237 98V97H236ZM3 99H4V97H3ZM26 99V98H25ZM30 99V98H29ZM49 99H50V96H49ZM52 99V98H51ZM94 99L95 98H93V101H94ZM208 99H210V97H208ZM221 99V98H220ZM246 99H248L249 100V98L247 97ZM262 99H264V95H263V98ZM2 100V99H1ZM10 100H12V98L10 99ZM9 100V101H10ZM31 100V99H30ZM90 100H89V102H90ZM113 100V99H112ZM149 100L150 101H152V104H154L152 107H150L149 105H148V102H149ZM177 100V99H176ZM197 100H199V99H197ZM205 100V99H204ZM212 100V99H211ZM229 100H230V98H229ZM254 100V99H253ZM260 100V99H259ZM3 101V100H2ZM5 101H6V99H5ZM9 101L7 100V102L9 103ZM24 101V100H23ZM38 101V100H37ZM43 101V100H42ZM92 101V102H93ZM97 101V100H96ZM179 101H181L180 99H179ZM209 101V100H208ZM236 101V100H235ZM250 102H251V100H249ZM258 101V100H257ZM1 102V101H0ZM18 102V101H17ZM22 102V101H21ZM27 102H28V99H27ZM48 102V101H47ZM92 102H90V103H88V105L89 104H92ZM170 102V101H169ZM175 102V101H174ZM210 102L211 101H209V105H210ZM212 102H213V100H212ZM239 102H240V100H239ZM248 102V101H247ZM259 102H261V101H259ZM259 102H258V107H260V105H261V103L259 104ZM263 102V101H262ZM3 103H4V107H5V105L7 106V108H8V104H6L4 101H3ZM10 103H11V101H10ZM25 104H26V100H25V102H24ZM40 103H41V100H40ZM44 103V102H43ZM206 103V102H205ZM224 103V102H223ZM225 103H227V99H226V102ZM224 103V104H225ZM238 103V102H237ZM12 105H13V103H11ZM33 104H34V101H32V106H33ZM96 104V103H95ZM105 104V103H104ZM107 104V103H106ZM172 104H173V102H172ZM178 104V103H177ZM196 104H197V102H196ZM195 104V105H196ZM244 104V103H243ZM246 104V103H245ZM263 104H264V102H263ZM14 105H15V100H14ZM18 105H21L20 103H18ZM18 105H17V108H18ZM29 105V104H28ZM30 105H31V101H30ZM35 105V104H34ZM39 105V104H38ZM103 105V104H102ZM102 105H101V107H102ZM109 105V104H108ZM208 105V104H207ZM222 105V104H221ZM232 105V104H231ZM10 104H9V108H10ZM42 106V105H41ZM75 106H77L76 104H75ZM131 106V105H130ZM227 106V105H226ZM236 106V105H235ZM238 106V105H237ZM240 106V105H239ZM244 106V105H243ZM246 106V105H245ZM244 106V107H245ZM255 106H257V104H255ZM34 107V106H33ZM38 107V106H37ZM43 107H47V106H44V104H43ZM86 107V106H85ZM105 107H106V105H105ZM108 107V106H107ZM135 107V106H134ZM207 107V106H206ZM206 107H205V109H206ZM222 107V106H221ZM251 107V106H250ZM24 108H25V106H24ZM27 108H28V106H27ZM69 108H70V106H69ZM75 108V107H74ZM83 108V107H82ZM92 108V107H91ZM209 108H211L212 109V105H211V107H209ZM236 108V107H235ZM247 108H248V110L250 109L248 106H247ZM255 107H253V109H254ZM11 110H12V107L10 108ZM19 109H20V107H19ZM21 109H22V107H21ZM72 109V108H71ZM80 109V108H79ZM125 109H126V107H125ZM225 109V108H224ZM238 109V108H237ZM245 109V108H244ZM260 109V108H259ZM2 110V109H1ZM0 110V111H1ZM15 110H16V106H15ZM15 110H14V106H13V111L15 112ZM25 110H26V108L23 110L24 111V113H25ZM29 110V109H28ZM40 110V108L39 109H37V111H39ZM67 110H68V108H67ZM67 110H65V111H67ZM83 110V109H82ZM81 110V111H82ZM91 110V109H90ZM131 110V109H130ZM220 110V109H219ZM236 110V109H235ZM256 110H258V109H255V112L257 113V111ZM6 111H7V109H5V114H6ZM12 111V112H13ZM17 111V114H18V116L17 117H19V113L21 114V112H20V110H16ZM22 111V110H21ZM41 111V110H40ZM44 111H45V109H44ZM89 111V110H88ZM87 111V112H88ZM95 111H96V109H95ZM106 111V110H105ZM129 111V110H128ZM127 111V112H128ZM229 111V110H228ZM253 111V110H252ZM259 111V110H258ZM19 112V113H18ZM43 112V111H42ZM51 112L49 113V112H47V113H45L44 112V115L46 116V118H45V120L46 121H50V123L52 122V120H53V117H52V115H51ZM59 112H61V111H59ZM79 112H80V110H79ZM85 112V111H84ZM91 112V111H90ZM92 112H93V110H92ZM108 112H109V110H108ZM108 112H107V114H108ZM166 112V111H165ZM231 112V111H230ZM237 112V111H236ZM242 112V111H241ZM246 112H247V110H246ZM255 112H253V113H255ZM2 113H4V109H3V112ZM8 113H10V111L8 110V112H7V114ZM27 113V112H26ZM81 113V112H80ZM136 113V112H135ZM149 113H154L155 115L156 114H158V115H161V119L159 120V122L158 123H155V125H154V127L155 128H153V129H149L150 127L148 126V130H146L145 128H144V126H143V123H144V121H145V119H147V116L149 115ZM211 113V110L209 111V114ZM219 113V112H218ZM235 113V112H234ZM233 112H232V115L234 114ZM4 114V115H5ZM7 114H6V116H7ZM14 114H16V112L14 113ZM23 114V113H22ZM42 114V113H41ZM47 114V115H46ZM55 114V113H54ZM68 114H69V111H68ZM121 114H122V111H121ZM133 114H134V112H133ZM132 113H131V116L133 115ZM152 114H150L151 116H152ZM217 114V113H216ZM244 114V113H243ZM258 115H259V113H257ZM25 115V114H24ZM23 115V116H24ZM27 115V114H26ZM37 115H38V113H37ZM43 115V114H42ZM70 115H71V113H70ZM72 115H73V112H72ZM72 115H71V117H72ZM119 115V114H118ZM136 115V114H135ZM150 115H149V118H150ZM158 115H157V117H158ZM222 115H224L223 113H222ZM245 115V114H244ZM250 115V114H249ZM249 115H246V117L247 116H249ZM1 116L3 117V115L1 114ZM5 116V117H6ZM40 116V115H39ZM68 115H66V117H67ZM134 116V115H133ZM169 116V115H168ZM241 116H242V114H241ZM16 117V118H17ZM21 117V120H22V116H20ZM28 117V116H27ZM44 117V116H43ZM74 117H75V114H74ZM109 117H110V115H109ZM128 116L126 115V118H127ZM153 117V116H152ZM151 117V118H152ZM216 117V116H215ZM220 117H221V113H220ZM260 117V116H259ZM9 118V123H10V117H8ZM16 118L15 119H13V117H11V120L13 119L14 121H16ZM54 118H55V116H54ZM73 118V117H72ZM72 118H70V116H69V121H70V119H72ZM76 118V117H75ZM91 118V117H90ZM125 118V119H126ZM130 118V117H129ZM150 118V119H151ZM159 118H160V116H159ZM219 118V116L217 117V119ZM240 118V117H239ZM249 118V117H248ZM74 119V118H73ZM77 123H75V124H77L76 126H74V130L76 129V131L78 132L80 129H82L85 125H86V123H87V119H88V117L85 115V114H79L78 116H77ZM216 119V118H215ZM220 119V118H219ZM257 119V117H255V115L251 118V119H249V120H256ZM4 120V119H3ZM5 120H6V118H5ZM4 120V121H5ZM38 120H39V118H38ZM66 119H64V121H65ZM103 120H104V118H103ZM127 120H129L128 118H127ZM132 120V119H131ZM149 120V119H148ZM154 120L156 121V119L154 118ZM171 120V119H170ZM181 120V119H180ZM189 120V119H188ZM237 120H238V118H237ZM248 120V119H247ZM30 121V120H29ZM37 121V120H36ZM45 121V122H46ZM63 121V120H62ZM89 121V120H88ZM241 121V119H239V121H238V124H239V122ZM257 121V123H259L258 122V119L256 120ZM42 122V121H41ZM55 122V121H54ZM59 122V121H58ZM73 122V121H72ZM94 122V121H93ZM92 122V123H93ZM100 122V121H99ZM127 122V121H126ZM186 122H187V120H186ZM214 122V121H213ZM244 122V121H243ZM253 122V121H252ZM8 123V122H7ZM11 123H13L12 121H11ZM16 123H18V120H17V122ZM53 123V122H52ZM57 123V122H56ZM100 123H102L103 124V122H100ZM188 123V122H187ZM217 123H218V121H217ZM256 123V124H257ZM262 123H263V121H262ZM97 124L99 125V123L97 122ZM179 124V123H178ZM181 124V123H180ZM183 124V123H182ZM182 124H181V126H182ZM237 123H236V120L232 117V116H229V115H225V116H222V118H221V120H220V125H221V128H223V130L224 131H226V133H229L230 131H231V133H235V131L234 132H232V130L234 129V126H237L236 125ZM241 124H242V127H243V123H242V121H241ZM245 124H246V121H245ZM252 124V123H251ZM8 125V124H7ZM20 125H21V122H20ZM36 125H37V122H36ZM49 125V124H48ZM91 125V124H90ZM127 125V124H126ZM151 125H152V123H151ZM170 125H172V123H170ZM185 125H186V123H185ZM247 125H248V123H247ZM10 126V125H9ZM12 126H15L14 124L12 125ZM41 126V125H40ZM46 126V125H45ZM44 126V127H45ZM56 126V125H55ZM55 126L52 128V130H55L56 128H55ZM124 126V125H123ZM254 126H255V124H254ZM261 126V125H260ZM260 126H259V128H260ZM262 126H264L263 124H262ZM71 127H72V125H71ZM95 127V126H94ZM147 127V126H146ZM215 127V126H214ZM237 127H239V125L237 126ZM241 127V126H240ZM245 127H246V125H245ZM12 128V127H11ZM15 128V127H14ZM42 128H43V125H42ZM47 128V127H46ZM60 128V127H59ZM58 128V125H57V130L59 129ZM122 128V127H121ZM151 128H152V126H151ZM184 128V127H183ZM258 128V127H257ZM70 129V128H69ZM68 129V130H69ZM251 129V128H250ZM250 129H249V131H250ZM44 130V129H43ZM48 129H45V131H47ZM67 130V131H68ZM179 130H181V129H179ZM186 132H187V127H186ZM189 130H190V128H189ZM235 130H239V128H235ZM71 132H72V130H70ZM70 131H68L69 132V135H70ZM82 131V130H81ZM194 131V130H193ZM39 132H40V128H39ZM43 132L44 131H42L40 134H43ZM74 132V131H73ZM80 132V131H79ZM184 132V131H183ZM185 132V133H186ZM248 132V131H247ZM251 132H252V130H251ZM48 133H49V131H48ZM188 133H189V131H188ZM197 133H199V132H197ZM196 133V131H195V135H193V136H195V138L196 139H198V140H200L201 139V137H200V135L202 134H198V136L196 135L197 134ZM221 133V132H220ZM225 133V132H224ZM237 133V137L236 138H238V133L240 134H242L243 132H241V128H240V130H239V132H236ZM249 133V132H248ZM257 133H259V132H257ZM40 134H38V135H40ZM50 134H55V132H50ZM58 134V133H57ZM57 134L56 135H54V136H57ZM61 134H63V132H61ZM192 134H194L193 132H192ZM191 134V135H192ZM250 134V133H249ZM255 134V133H254ZM253 134V135H254ZM262 134H263V137H264V132H263V130H262ZM60 135V134H59ZM66 135V134H65ZM73 135H74V133H73ZM72 134H71V138H72V136H73ZM224 135V134H223ZM228 135H230V134H228ZM243 135V134H242ZM242 135H241V138H242ZM257 135V134H256ZM209 137H210V135H208ZM231 136V135H230ZM258 136V141H259V138L260 137H262V135L261 136H259V135H257ZM257 136H256V138H257ZM36 137H37V135H36ZM35 137V138H36ZM146 137V136H145ZM180 137H182V135H180ZM189 137H190V135H189ZM199 137H200V139H199ZM203 137V136H202ZM209 137L207 138V134H206V138L204 137V139L207 141L208 139H209ZM244 137V136H243ZM253 137V136H252ZM34 138V137H33ZM43 138V137H42ZM47 138V137H46ZM53 138V137H52ZM168 138V137H167ZM166 138V139H167ZM240 138V137H239ZM240 138V139H241ZM254 138H255V135H254ZM56 139V138H55ZM59 139H60V141L62 142V141H67V139H66V136L64 137V135L63 136H60L59 137ZM69 139H70V137H69ZM203 139V140H204ZM243 139V138H242ZM248 139V138H247ZM58 140V139H57ZM56 140V141H57ZM73 140V139H72ZM75 140V139H74ZM181 140V139H180ZM185 140V139H184ZM191 140H193V138L191 139ZM202 140V141H203ZM228 140H229V138H228ZM250 140H253V139H250ZM256 140V139H255ZM254 140V141H255ZM81 141V140H80ZM167 141H168V139H167ZM186 141V140H185ZM201 141V142H202ZM234 141L236 142L237 140H235L234 139ZM34 142V141H33ZM48 140L47 139H43V140H41V142H39V144H41L42 145V147L44 148L45 146H47V144H48ZM85 142V141H84ZM124 142V141H123ZM178 142V141H177ZM181 142V141H180ZM179 142V143H180ZM200 142V144H202ZM248 142V141H247ZM264 142V141H263ZM107 143V142H106ZM116 143V145H117V141L115 142ZM141 143V142H140ZM140 143H139V145H140ZM178 143V144H179ZM193 143H195V141H193ZM192 143V144H193ZM238 143V142H237ZM245 143V142H244ZM62 144V143H61ZM65 144H66V142H65ZM68 144V143H67ZM105 144V143H104ZM113 144V143H112ZM142 144V143H141ZM168 144H169V142H168ZM183 144H184V142H183ZM187 144H189L188 142H187ZM191 144V145H192ZM198 144H199V142L197 143V148L199 149L200 148V144H199V147H198ZM248 144V143H247ZM254 144H255V142H254ZM254 144H253V146H254ZM256 144H257V141H256ZM54 145H56V144H54ZM57 145H60V143L59 144H57ZM102 145V144H101ZM125 145H127V144H125L124 143V148H125ZM138 145V144H137ZM194 145V144H193ZM204 145L206 146V144H205V141H204ZM237 145V144H236ZM246 145V144H245ZM261 145V144H260ZM40 146V145H39ZM66 146V145H65ZM110 146V145H109ZM190 146V145H189ZM209 146V151L211 150L212 151V154H210L211 153V151H210V153H206V152H208V148H205V153H206V155L209 157V154L212 156V160H213V162L214 161H216V162H214V163H216V165H214V163H213V165L215 166V167H213V171H215L214 170V168H217L216 166L218 165V161H220L219 159H217L218 157H217V154H216V152L213 154V152H214V149L212 150V147L210 146V145H208ZM67 147V146H66ZM112 147H113V145H112ZM128 147V146H127ZM169 147V146H168ZM181 147V148H180ZM204 147V146H203ZM249 147V146H248ZM247 147V148H248ZM69 148V147H68ZM84 148V147H83ZM87 148V147H86ZM135 148V147H134ZM190 148H193V146L191 147L190 146ZM202 148V147H201ZM211 148V149H210ZM244 148H245V146H244ZM99 149H100V147H99ZM138 149L140 150V148L138 147ZM203 149V148H202ZM240 149V148H239ZM112 150V149H111ZM115 150V149H114ZM116 150H117V148H116ZM120 150V149H119ZM142 150V149H141ZM199 150H201V149H199ZM121 151V150H120ZM136 151H137V149H136ZM202 151L203 150H201V153L200 154H204V157H206V155H205V153H202ZM236 151H237V149H236ZM261 151V150H260ZM260 151H259V153H260ZM40 152V151H39ZM244 153H245V151H243ZM121 153H123V152H121ZM121 153H119V154H121ZM239 153V152H238ZM77 154V153H76ZM75 154V155H76ZM216 154V155H215ZM255 154H256V152H255ZM254 154V155H255ZM19 155H21V154H19ZM29 155V154H28ZM93 155V154H92ZM116 155V154H115ZM115 155H114V157H115ZM215 155V156H214ZM257 155H258V153H257ZM24 156H25V154H24ZM74 156V155H73ZM112 156V155H111ZM203 156V155H202ZM213 156H214V158H216V160H214L213 159ZM21 157H23V155H21ZM26 157V156H25ZM96 157V156H95ZM33 158V157H32ZM98 158H99V156H98ZM18 159V158H17ZM20 159V158H19ZM18 159V160H19ZM38 159V158H37ZM116 159V158H115ZM115 159L113 160V162L115 163ZM227 159V158H226ZM22 160V159H21ZM99 160V159H98ZM102 160V159H101ZM101 160L99 161L100 163L98 164V168L100 167V165L101 164H106V165H108L109 164V166L108 167H110L111 168V166H110V164H112L113 165V163L112 162H109V161H105V162H101ZM109 160V159H108ZM120 160V159H119ZM209 160V159H208ZM218 160V161H217ZM12 161V160H11ZM103 161H104V159H103ZM210 161V160H209ZM222 162H223V160H221ZM227 161V164L229 163L228 161H230V162H232L230 159H227L226 160ZM225 161V162H226ZM20 162V161H19ZM92 162H95L94 161V157H93V161ZM203 162H204V164H205V166H206V170L209 172V175H208V173L206 172V170H205V167H204V164H203ZM9 163H11V162H9ZM16 163V162H15ZM18 163V162H17ZM233 164H234V166L236 165H238V164H236V163H234V162H232ZM180 164V165H179ZM185 164H186V166H185ZM191 164H193L194 166L196 165L197 167H198V173H200L199 175H198V173H197V170H196V174L198 175V177H196V179L198 178L200 181H201V183L199 182V184H198V182H197V180H196V182H197V184H195V177H191V184H190V179H189V177H188V175H190V169H192V167H191ZM199 164H203V167L201 166V165H198ZM233 164H231V167L233 166ZM5 165V164H4ZM7 165V164H6ZM12 165H13V162H12ZM17 165V164H16ZM18 165H20L19 167H21V162H20V164H18ZM93 165V164H92ZM166 165L164 166L165 168H166ZM173 165V167H176V165L174 166ZM211 165V164H210ZM7 166H9V165H7ZM32 166V165H31ZM42 166V165H41ZM40 166V167H41ZM48 166V165H47ZM66 166V165H65ZM83 166L84 165H82V167H81V169H82V171L84 170V168H83ZM94 166H97V165H94ZM168 166V165H167ZM200 166H201V168H204V171H203V173H201L202 172V169L200 168ZM219 166V165H218ZM223 166V169H224V164L223 163H221V167ZM225 166H226V164H225ZM228 166H229V164H228ZM245 166V165H244ZM4 167V166H3ZM14 167H15V165H14ZM13 167V168H14ZM18 167V166H17ZM52 167V168H51ZM88 167V166H87ZM126 167H128L127 165H126ZM125 167V168H126ZM227 167V166H226ZM225 167V168H226ZM16 168V167H15ZM61 168V167H60ZM62 168H63V166H62ZM61 168V169H62ZM71 168H73V166L71 165ZM76 168V167H75ZM104 168V167H103ZM113 168H114V166H113ZM159 168H160V166H159ZM185 168V169H184ZM248 168H250V166L248 167ZM0 169H1V167H0ZM19 169V168H18ZM17 169V174H18V170ZM22 169V168H21ZM20 169V170H21ZM24 169H26V168H24ZM55 169H56V167H55ZM93 169H94V167H93ZM106 169V168H105ZM112 169V168H111ZM199 169H201V172H199ZM210 169H212V168H209V170ZM223 169H222V172H223ZM229 170V167L228 168H226V170L225 171H228ZM14 170V169H13ZM16 170V169H15ZM59 170V169H58ZM58 170H56V172L58 171ZM99 170H100V168H99ZM107 170H109V169H107ZM114 170V169H113ZM129 170V169H128ZM135 170H136V167H135ZM143 170V169H142ZM148 170V169H147ZM160 170H161V168H160ZM164 169L162 168V171H163ZM192 170H195V168H193ZM24 171V170H23ZM32 171V170H31ZM96 171V170H95ZM101 172H102V170H100ZM106 171V170H105ZM124 172H125V169L123 170ZM145 171V170H144ZM166 171V170H165ZM167 171H168V169H167ZM3 172V171H2ZM25 172L26 171H24V174H25ZM34 172V171H33ZM36 172V171H35ZM53 172H54V170H53ZM62 172V171H61ZM78 172V170H77V168H76V172L74 171V168H73V172L72 173H74V174H77L78 176H80L81 175V172H80V175H79V173H77ZM116 172V171H115ZM122 171L120 170V173H119V175H123V173H121ZM129 172V171H128ZM128 172H127V170H126V174H128ZM138 173H139V171H137ZM137 172H136V174H137ZM152 172V171H151ZM169 172V171H168ZM191 172H193V171H191ZM217 172H219V170L217 171ZM221 172V173H222ZM13 172H11V174H12ZM15 173V175L17 176V174H16V172H14ZM20 173V172H19ZM22 170H21V173L19 174V175H21V178H22ZM85 173V172H84ZM87 173H88V171H87ZM91 173H92V171H91ZM113 173H114V171H113ZM112 173V174H113ZM146 173H148L147 171H146ZM181 173H182V170H181V172H180V175H181ZM229 173L230 174H232V172H230V170H229ZM49 174V173H48ZM57 174H58V172H57ZM133 174H135V172H133ZM136 174H135V179H136V177L137 178H140L141 179V177H138V176H136ZM142 174V173H141ZM149 174H150V172H149ZM153 174V173H152ZM151 174V175H152ZM159 174V172L157 173V175ZM168 175H169V173H167ZM193 174V173H192ZM203 174V175H202ZM205 174H206V176H205ZM226 174V177H227V172L225 173V172H223V176ZM26 175H28L27 173L24 175V176H26ZM60 175V174H59ZM63 175H64V173H63ZM66 175V178H67V174H65ZM64 175V176H65ZM70 175V174H69ZM118 175V174H117ZM140 175V174H139ZM143 175H144V173H143ZM160 175H163V173L161 174V172H160ZM164 175H165V173H164ZM186 175H187V178H186ZM195 175V174H194ZM200 175H202V177H201V179H200ZM218 175H220V173H218ZM222 175V174H221ZM234 175H235V173H234ZM5 176V175H4ZM11 176V175H10ZM15 176V177H16ZM23 176V177H24ZM52 176V175H51ZM54 176H55V174H54ZM64 176H63V178H64ZM90 176V175H89ZM92 176H93V174H92ZM114 176H115V173H114ZM123 176H125V175H123ZM145 176H146V174H145ZM171 176V175H170ZM191 176V175H190ZM228 176H229V174H228ZM232 176V175H231ZM239 176H241V174L239 175ZM243 176V175H242ZM13 177V176H12ZM41 177V176H40ZM56 177H57V175H56ZM84 177V176H83ZM86 177H87V175H86ZM94 177H95V175H94ZM144 176H142V178H143ZM164 177V176H163ZM204 177H205V179H204ZM207 177V178H206ZM211 179L213 180V177H215V180H216V178H217V176H215V174L213 175H211ZM225 177V176H224ZM233 177V176H232ZM257 177V175L255 176V177H253L254 178V180L252 179V183H249L248 184V187H249V185H255V186H257V184H253L254 182H255V178ZM259 177V176H258ZM4 177H2L1 178V180L3 179ZM17 178V177H16ZM26 178H28V177H26ZM35 178V177H34ZM70 178H72L71 176H70ZM76 178H77V180L79 179L77 176H76ZM115 178H116V176H115ZM132 178V177H131ZM166 179H167V177H165ZM202 178H203V180H202ZM222 178V177H221ZM230 177H228V181H230V179H229ZM241 178V177H240ZM240 178H238L239 180H240ZM245 178V177H244ZM247 179H246V181H248V177H246ZM252 178V177H251ZM260 178V177H259ZM262 178V177H261ZM261 178H260V180H261ZM19 179H20V177H19ZM40 179V178H39ZM65 179V178H64ZM69 179V178H68ZM88 179H90V177H88ZM103 179H104V177H103ZM110 179V178H109ZM134 178H132V183H133V180H135ZM139 179V180H140ZM147 179H149V177L147 176ZM159 179V177L157 178V180ZM162 179V178H161ZM194 179V180H193ZM234 179V178H233ZM237 179V178H236ZM235 179V180H236ZM258 179V178H257ZM256 179V180H257ZM6 181H8V179H5ZM15 180V179H14ZM17 180H18V178H17ZM25 180V179H24ZM30 180H31V177H30ZM30 180H29V182H30ZM32 180L34 181L35 179H33V177H32ZM56 180V179H55ZM54 180V181H55ZM82 180V179H81ZM86 180H87V178H86ZM113 180H114V178H113ZM119 180H120V177H119ZM157 180H156V182H157ZM174 180V179H173ZM173 180H171L170 181V183H172L173 184V187H174V185H175V180L173 181ZM187 180H188V182H187ZM198 180V181H199ZM224 180V179H223ZM238 180V181H239ZM259 180V179H258ZM263 180H264V178H263ZM16 181V180H15ZM21 181H22V179H21ZM36 181V180H35ZM42 181V180H41ZM53 181V182H54ZM57 181V180H56ZM78 181H80V180H78ZM84 181V180H83ZM102 181V180H101ZM104 181V180H103ZM121 181H122V179H121ZM120 181V182H121ZM125 183H126V178H125ZM146 181V180H145ZM149 181V180H148ZM155 181V180H154ZM169 180L167 179V182H168ZM192 181H193V184L195 185H193L192 184ZM217 181H218V179H217ZM220 181V180H219ZM222 181V180H221ZM242 181V180H241ZM245 181V180H244ZM250 181V180H249ZM254 181V182H253ZM9 182H14V181H8V183ZM24 182V181H23ZM28 182V183H29ZM37 182H38V178H37ZM65 182V181H64ZM92 182H93V180H92ZM136 181H134V183H135ZM153 182V181H152ZM152 182L150 183V184H152ZM159 182V181H158ZM157 182V183H158ZM226 182V181H225ZM235 182H237V181H235ZM258 183L260 182V181H257ZM7 182H6V184H8ZM10 183V184H11ZM35 183V182H34ZM34 183H33V185H34ZM60 183H61V181H60ZM68 183V182H67ZM69 183H70V181H69ZM73 183H74V180H73V182H72V184H71V186H72V188L74 187L73 186ZM78 183V182H77ZM81 183H82V181H81ZM114 183V182H113ZM141 184H142V182H140ZM164 183H166V181L164 182ZM202 183H204L203 184V190H201V186H202ZM213 183H214V180H213ZM212 183V184H213ZM217 183V182H216ZM231 183V182H230ZM230 183H229V185H230ZM248 183V182H247ZM262 183H263V181H262ZM3 184H5V182L3 181ZM13 184V183H12ZM11 184V185H12ZM16 184H18L17 182H16ZM37 184V183H36ZM39 184V183H38ZM49 184H52V182L50 183L49 182ZM93 184V183H92ZM117 184V183H116ZM121 184H122V182H121ZM124 184V183H123ZM129 185H130V183H128ZM201 184V185H200ZM205 184H206V186H205ZM209 184V183H208ZM224 184V183H223ZM238 184H239V182H238ZM242 184V183H241ZM246 184V183H245ZM245 184H244V186H245ZM260 184H261V182H260ZM22 185V184H21ZM30 185H32V184H30ZM33 185H32V187H33ZM42 185V184H41ZM46 185V184H45ZM67 185V184H66ZM82 185H83V183H82ZM87 185L90 187V185L88 184V181H87ZM108 185V184H107ZM125 185V184H124ZM127 185V184H126ZM160 185L162 186V182L160 183ZM177 185V184H176ZM219 185V184H218ZM220 185H221V183H220ZM227 186H228V184H226ZM259 185V184H258ZM34 186H36V185H34ZM68 186V185H67ZM78 186H79V184H78ZM131 186V185H130ZM135 186V185H134ZM143 186H145V184L143 185ZM142 186V187H143ZM146 186L148 187V184H147V182H146ZM178 186V185H177ZM191 186H194V187H192L191 188ZM205 186V187H204ZM214 186V184L212 185V187H211V189L209 190V191H211L210 193L213 195V194H215L216 192H214L216 189H215V187H213ZM225 186V185H224ZM234 186H236V183H235V185ZM246 186H247V184H246ZM260 186V185H259ZM262 186V185H261ZM4 186H2V190H4L3 191V195L4 194H6L7 193V197H8V199L10 200V205H11V198H14V196L11 194L12 193V191L10 192V193H8V191H6L5 190V188H3ZM9 187V186H8ZM51 187V186H50ZM59 187V186H58ZM69 187H70V184H69ZM69 187L67 188V189H69ZM75 187H77L76 186V182H75ZM83 187V186H82ZM94 187V186H93ZM97 187V186H96ZM128 187V186H127ZM136 187V186H135ZM152 187V186H151ZM153 187H155V185H153ZM152 187V188H153ZM157 187H158V184H157ZM163 187H164V185H163ZM169 187V186H168ZM173 187H172V189H173ZM176 187V186H175ZM179 187H180V185H179ZM185 187V188H186ZM239 187H241L240 186V184H239ZM7 188V187H6ZM10 188V187H9ZM57 188V187H56ZM79 188H81L80 186H79ZM78 188V189H79ZM85 188V187H84ZM98 189H99V187H97ZM101 188V187H100ZM105 188V187H104ZM101 189L102 190V192H103V190L105 191V189ZM146 188V187H145ZM149 188V187H148ZM217 189H218V186L216 187ZM225 188V187H224ZM242 188V187H241ZM240 188V189H241ZM262 188V187H261ZM20 189V188H19ZM31 189V188H30ZM36 189V191L39 189V187H38V189L37 188H35ZM58 189V188H57ZM76 189V188H75ZM78 189H76V190H78ZM93 189V188H92ZM125 189L126 188H124V190H123V195L122 196H124V192H125ZM131 189V188H130ZM137 189V188H136ZM151 189V188H150ZM150 189H149V193H150ZM154 189H156V188H154ZM154 189H152V190H154ZM161 189V188H160ZM167 189V192H166V194H165V196L164 197H162V198H164L165 199V197L168 195V190H169V188H166ZM208 189V188H207ZM237 189H238V185H237ZM236 189V187H235V191L237 190ZM252 189H253V186H252ZM9 190V189H8ZM10 190H11V188H10ZM9 190V191H10ZM13 190V189H12ZM53 190V189H52ZM80 190V189H79ZM86 190V189H85ZM95 190V189H94ZM112 190V189H111ZM110 189H109V192L111 191ZM121 190V189H120ZM119 190V191H120ZM142 190V189H141ZM147 190V189H146ZM152 190H151V193H150V196H151V194H152ZM158 190V189H157ZM164 190V189H163ZM163 190H161L162 192H163ZM193 190V189H192ZM212 190H213V192H212ZM220 190V189H219ZM231 189L229 188V191H230ZM232 190H234V189H232ZM257 191H258V189H256ZM5 191H6V193H5ZM14 191H15V189H14ZM33 191V190H32ZM35 191V190H34ZM36 191H35V193H36ZM39 191H40V189H39ZM44 191V190H43ZM47 191H48V189H47ZM47 191H45V193L47 192ZM64 191H65V189H64ZM118 191V192H119ZM143 191H144V189H143ZM187 191V192H186ZM225 191V190H224ZM227 191V190H226ZM243 191V190H242ZM242 191L241 192H236L237 194L238 193H241L242 194ZM247 191H248V189H247ZM257 191H256V194H257ZM17 192H19L18 191V187H17V191H16V193ZM30 192V191H29ZM52 192V191H51ZM78 192H81V191H78ZM98 192H99V190H98ZM101 192V191H100ZM99 192V193H100ZM102 192H101V196H102ZM137 192V191H136ZM135 192V193H136ZM145 192V191H144ZM157 192V191H156ZM156 192H155V194H156ZM197 192V196L195 197V202H196V198L198 197L199 198V200H200V197H202L201 196V194H200V196H198L199 195V193H198V191H196ZM252 192V191H251ZM14 193V192H13ZM20 193H21V191H20ZM24 193V192H23ZM44 193V192H43ZM49 193H50V191H49ZM113 193L115 194V192L113 191ZM139 193H140V190H139ZM146 193H147V191H146ZM160 190H159V194L158 195H160ZM170 193H171V188H170ZM170 193H169V197H170ZM210 193L209 194H207V192H206V194L207 195H209L210 196ZM247 193V192H246ZM253 193H254V191H253ZM10 194V195H9ZM19 194V193H18ZM29 194V193H28ZM66 194H67V191H66ZM110 194V193H109ZM109 194H108V192H107V194L106 195H108L109 196ZM111 194H112V191H111ZM118 193H116V195H117ZM126 194V193H125ZM141 194V193H140ZM139 194V195H140ZM145 194V193H144ZM154 194V193H153ZM154 194V196H155V198H154V200L157 198L156 197V195ZM163 194V193H162ZM161 194V195H162ZM179 194V193H178ZM181 194V193H180ZM205 194V196L207 197V195ZM234 194H235V192H234ZM236 194V195H237ZM241 194H240V196H241ZM12 195V196H11ZM14 195H15V193H14ZM21 195H22V193H21ZM26 195V194H25ZM32 195H33V193H32ZM103 195H104V192H103ZM146 195V194H145ZM144 195V196H145ZM210 196L211 198L213 197V196ZM229 195V194H228ZM247 195H249L248 193H247ZM11 198H10V197ZM28 196V195H27ZM99 197H100V195H98ZM114 196V195H113ZM126 196H127V194H126ZM174 196V198H175V195H173ZM173 196H172V198H173ZM193 196V197H192ZM4 197H6V196H4ZM20 197V196H19ZM63 197H64V195H63ZM116 197V196H115ZM131 197V196H130ZM134 197H138V195H136V194H134ZM140 197H143V196H140ZM139 197V198H140ZM178 197H179V195H178ZM233 197H234V195H233ZM247 197V196H246ZM249 197H250V195H249ZM251 197H253V196H251ZM1 198V197H0ZM34 198H36V196H34ZM103 198H104V196H103ZM146 198H147V195H146ZM160 198V197H159ZM174 198H173V202H174ZM177 198V197H176ZM193 198V199H192ZM211 198L210 199H208V200H211ZM5 198H2V200H4ZM7 199V200H8ZM27 199L28 198H26V200H25V202L24 203H26L27 202ZM31 200H32V202H31V204L33 203V199L32 198H30ZM126 200H127V198H125ZM124 199V200H125ZM150 199V198H149ZM151 199H152V197H151ZM161 199V198H160ZM166 199H167V197H166ZM202 199L203 198H201V202H202ZM207 199V198H206ZM16 202L18 203V199H17V197H16ZM170 200V201H169ZM169 200H167V203H164L163 202V208H164V205H166L167 204V206H168V208H169V211H170V207H169V205H168V203L171 205V202H172V199H170L169 198ZM184 200H186V199H184ZM204 200V199H203ZM207 200V201H208ZM12 201H14L13 199H12ZM28 201H30L29 199H28ZM140 201V200H139ZM156 201H158V199L156 200ZM180 201V200H179ZM183 201V200H182ZM182 201H181V203H182ZM206 201V202H207ZM16 202H14L15 203V205L13 204V206L14 207H10V209H9V211L11 210V208H12V210H13V208H16V207H18V204L16 203ZM126 202V201H125ZM124 202V203H125ZM133 202H134V200H133ZM155 202V201H154ZM201 202H200V204H199V202H198V204L200 205L199 206V208H198V205H197V208H198V211H197V213L200 211V208L202 207V209H203V206H201ZM205 202V200H204V203H206ZM3 203V202H2ZM22 203H23V201H22ZM23 203V204H24ZM30 203V202H29ZM135 203H136V199H135ZM156 204H157V202H155ZM111 204V203H110ZM178 204V203H177ZM196 204H197V202H196ZM8 205V204H7ZM9 205V206H10ZM30 205V204H29ZM172 205H174L173 203H172ZM176 205V204H175ZM175 205H174V207H175ZM203 205V204H202ZM2 206V205H1ZM8 206V207H9ZM20 206H22V205H20L19 204V207ZM26 206V205H25ZM108 206V205H107ZM126 206V205H125ZM129 206V205H128ZM133 206V205H132ZM167 206L165 207L166 208V210H167ZM179 206H180V209H181V204L180 205H178V207L177 208H179ZM127 207V206H126ZM156 207V206H155ZM159 207H160V205H159ZM56 208V207H55ZM104 208V207H103ZM108 208V207H107ZM110 208H111V206H110ZM128 208V207H127ZM126 208V209H127ZM183 208V207H182ZM7 209V208H6ZM101 209V208H100ZM105 209V208H104ZM172 209H173V206H172ZM4 210H5V208H4ZM120 210H122L121 208H120ZM119 210V211H120ZM184 210V209H183ZM182 210V211H183ZM251 211H252V209H250ZM254 210V209H253ZM26 212H27V210H25ZM30 211V209L28 210V212ZM59 211H62V210H59ZM59 211H56V213L58 212L59 213ZM177 211H179V210H177ZM3 212V211H2ZM2 212L0 213L1 215H2ZM109 212L111 213V211L109 210ZM116 212V211H115ZM170 212H172V210L170 211ZM176 212V211H175ZM14 213V212H13ZM119 213V212H118ZM196 213V210H195V212H194V214ZM3 214H5V213H3ZM15 214H18V212L17 213H15ZM22 214V216H23V213H21ZM20 214V215H21ZM28 214V213H27ZM97 214V213H96ZM95 214V215H96ZM19 215V214H18ZM57 215V214H56ZM61 216H62V214H60ZM60 215H59V217H60ZM112 215V214H111ZM187 214H186V216H188ZM193 215V212H191V215H190V217ZM12 217H11V219H14L13 218V214L11 215ZM26 214L23 216V219H24V217L26 218ZM58 216V215H57ZM194 216V215H193ZM253 216V215H252ZM256 216V215H255ZM21 217V216H20ZM15 218H17V217H15ZM7 219H9V217H5V220L8 222V220ZM192 219V218H191ZM15 220V219H14ZM21 220H22V218H21ZM21 220L19 221V219H18V221L20 222V224H21ZM9 221H11L10 219H9ZM253 221V220H252ZM259 222H260V220H258ZM258 221H256V224L258 223ZM4 222V221H3ZM251 221L249 220V223H250ZM5 223V222H4ZM13 223V222H12ZM12 223H10V224H12ZM15 223H16V221H15ZM254 223V222H253ZM7 224V223H6ZM9 224V225H10ZM23 224H24V222H23ZM184 224V223H183ZM183 224H182V226H183ZM251 224H252V222H251ZM263 224V223H262ZM8 225V224H7ZM17 225V224H16ZM222 225V224H221ZM20 225H17V227H19ZM91 226V225H90ZM216 227L218 226V227H220V229L219 230H221V226L220 225H215ZM257 226L258 225H256V229H257ZM262 226V225H261ZM16 227V228H17ZM55 227V226H54ZM53 227V228H54ZM224 227V226H223ZM185 228V227H184ZM225 228V227H224ZM40 229V228H39ZM43 229H44V227H42V232H43ZM46 229V228H45ZM101 229V228H100ZM100 229H98V230H100ZM151 229V228H150ZM207 229V228H206ZM230 229V227L228 226V228H226V230H229ZM152 230V229H151ZM150 230V231H151ZM226 230L224 231V233L222 232V234H219V235H223V237L222 238H224V234L226 233ZM89 231V233H92V232H90V229L88 230ZM146 231V230H145ZM150 231H149V234H151L150 233ZM181 231V230H180ZM208 231V230H207ZM206 231V232H207ZM218 231V230H217ZM234 231H235V229H234ZM44 232H45V230H44ZM94 232V231H93ZM96 232V231H95ZM146 232H148V231H146ZM146 232H144V233H146ZM153 232V231H152ZM236 232V231H235ZM202 233H203V231H202ZM5 235V236H9V234L11 235V233H7V235H6V232L5 231H3L2 232V235ZM14 234V233H13ZM13 234H12V236H13ZM88 234V233H87ZM206 234V233H205ZM232 234V233H231ZM234 234H236V233H234ZM15 235V234H14ZM83 235V234H82ZM96 235H97V233H96ZM199 235V234H198ZM211 235H212V237H213V234H209V238L211 237ZM236 235H238V233L236 234ZM240 235H242V234H240ZM243 235H245V234H243ZM90 236V235H89ZM178 236H179V234H178ZM199 236H201V234L199 235ZM86 237H88V236H86ZM215 237H217V235L215 234ZM238 237V236H237ZM0 238H2L1 237V235H0ZM200 237H198V239H199ZM222 238L220 239V241L222 240ZM242 237H240V239H241ZM6 239V238H5ZM197 239V241H198V243H199V240ZM216 239V238H215ZM239 239V240H240ZM214 240V239H213ZM6 241L8 242V240L6 239ZM94 241V240H93ZM81 242H82V239H81ZM85 242H86V252H87V254L89 255V256H91V257H93V258H96V259H104V258H107V257H110V252L108 251V249H106V247H101V244H100V246L99 245H96V244H94L92 241H88V239H85ZM202 242H204V240H201L200 241V243L202 244ZM239 242V241H238ZM83 243V242H82ZM81 243V244H82ZM207 243H208V239H207ZM207 243H205V244H207ZM218 243V242H217ZM256 243V242H255ZM0 244L2 245V240H1V242H0ZM7 244V243H6ZM204 244V243H203ZM216 244V243H215ZM220 244V243H219ZM233 244V243H232ZM264 244V243H263ZM9 245V244H8ZM85 245V244H84ZM118 245V244H117ZM199 245V244H198ZM209 245V244H208ZM207 245V246H208ZM211 245H212V243H211ZM216 245H218V244H216ZM7 246V245H6ZM5 246V248H6V250H8L7 249V247ZM107 246H108V244H107ZM4 247V246H3ZM258 247H260V246H258ZM257 247V248H258ZM9 248V247H8ZM119 248H121V247H119ZM177 248V247H176ZM251 248V247H250ZM262 248V247H261ZM264 248V247H263ZM259 249V248H258ZM1 250H3V248H1ZM10 250V249H9ZM116 250V249H115ZM228 250V249H227ZM249 250V249H248ZM113 251H114V249H113ZM4 252V251H3ZM3 252H1L0 254H2ZM10 252V251H9ZM12 252V251H11ZM116 252V251H115ZM9 254V253H8ZM11 254V253H10ZM176 254H178V253H176ZM3 255V254H2ZM6 255H7V252H6ZM63 255V254H62ZM116 255V254H115ZM121 255V254H120ZM124 255V254H123ZM117 256H118V254H117ZM122 256V255H121ZM64 257V256H63ZM76 257V256H75ZM119 257V256H118ZM6 258V257H5ZM8 258H9V256H8ZM88 258V257H87ZM60 259V258H59ZM64 259V258H63ZM65 259H66V255H65ZM64 259V260H65ZM114 258H112V260H113ZM128 259V258H127ZM218 259V258H217ZM216 259V260H217ZM3 260V262L4 261H6V259L4 260L3 259V257H2V259H0V261H2ZM12 260V259H11ZM229 260V259H228ZM107 261V260H106ZM58 262V261H57ZM5 263V262H4ZM215 263V262H214ZM1 264V263H0ZM6 264H7V262H6ZM66 264V263H65ZM223 264V263H222Z\"/></svg>", "mask_w": 264, "mask_h": 264}]
</instances>
